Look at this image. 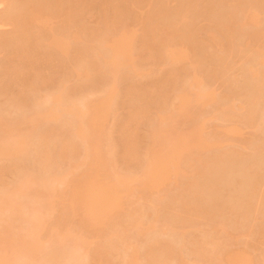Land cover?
<instances>
[{"label": "rangeland", "instance_id": "1", "mask_svg": "<svg viewBox=\"0 0 264 264\" xmlns=\"http://www.w3.org/2000/svg\"><path fill=\"white\" fill-rule=\"evenodd\" d=\"M2 2H0V17H2V19L0 18V20L1 21H3V22H1L0 21V61L1 62H3L2 61V59H7V58H5V57H7V55H8V53L10 52L12 55L13 54H15V51H16V54H17V49L19 48L18 46H20V45H18V39L16 38V36H18L17 34H19L17 31H16V33H14L15 32V30L13 31V30H11V28H15L16 29V27H17V25H16V27H15V24L14 23H12V20L13 19H11L10 21H11V23H10V21H6L7 19H9V18H7V16L9 17V15H10V18H14V16H17L18 15V17L20 18V16H19V14H17V13H20L21 12V9H22V11L24 10V12H25V10H27V8H28V6H29V8L31 7V6H33V7H35V9L33 8L32 9V7H31V10H33V11H35V10H37L36 9V7L37 6H39V8H41L40 7V5H43V8H45V7H48L49 8V10H50V7H51V10H50V12H51V16H52V19H51V21H50V24H53V23H55V22H57V20L59 21V17L58 16H60V15H62L61 13H63V16H64V14H65V12H68L69 14H73V13H76V12H72V11H74L76 8H77V5H78V3L77 4H75L74 2L76 1V0H70V2H72V3H70L69 2V0H59V5H57L56 7H55V2H52V1H54V0H49V2L47 3V0L45 1V0H30L31 1V3H30V1L29 0H27V1H24L23 0V2H22V0H15V1H11V0H7V2H6V0H1ZM4 1V2H3ZM9 1V2H8ZM37 1V2H36ZM40 1V2H39ZM42 1V2H41ZM44 1H45V3H44ZM56 1V3H58L57 2V0H55ZM82 1V0H81ZM80 0L78 1V2H80L79 4H81L82 2L83 3H86V6L87 7H91L92 6V8L91 9H93L92 11H91V14H89L88 15V18H85V19H88L87 21H88V23H89V27H93L94 28V30L95 29H101V27L104 29V30H106L107 28H109V32H110V30L112 31V27L114 26V28H115V30H116V27L115 26H118L117 28H119V26H122V25H120V24H125L124 25V27H125V29L127 30L128 29V32L130 33V34H132L131 36H133V39H132V41H134L135 39H138L137 40V42H138V44H137V42H131V43H134L133 45H130V46H132V48H131V50L132 51H130L129 53H132V54H129V55H127V57L128 56H130L131 58L132 57H134L132 60V63L134 64L136 61L135 60H137V62L138 61H140V62H144V63H146V64H142V63H135V65L137 64V65H139V66H141L142 67V69L144 70V69H146V68H148V67H146V65H151V66H149V68H151L152 67V69L154 70V68L153 67H156V69L153 71V72H155L154 74H155V77L156 76H159V79H158V77H154V79H157V80H155V82H154V79H152V80H147V81H145V79H143V82H146V83H144V87H145V85H146V87L143 89V88H140L139 86V88L137 87L136 89H134L135 88V85H130V83L132 84V82H134V80L135 79H133L132 78V82H130L131 81V79L129 78V76H130V74L126 71V75L124 76L125 78H126V76H127V74H128V78H129V81H128V83H127V80H123V81H120V80H118L117 79V81H119L117 84H118V86H116L117 87V96H119V98L116 100V98L114 99V102H116V101H118V106H115L114 104H113V109H111L112 111L114 110V108H115V111L114 112H117V113H114V114H118V115H114L113 117H115V119L116 120H114V122H115V124H113V122H112V124H113V126H112V128H114V131L117 129V128H119L118 130H116L115 132H114V134H112L113 132V129H109L108 130V132H110V130H111V132H110V135H111V137H113V142L115 143V144H117V142H115L116 141V139H114V137L116 136V138H117V141H119V139L120 140H123V141H126L125 140V138H127L128 136L126 135V137H124V138H122L123 136H125V134H126V132H128V131H126V127L128 126V128L131 126V129L130 130H133V128L134 127H136V132H138L137 134H135L134 133V136H137L136 138L137 139H139V140H141V138H142V145H143V143H146V139L144 140V138H146L147 137V135L146 134H152L151 132L154 130V139H155V137L157 138V136H158V140H159V142H158V140L156 141V142H158V145H159V143H160V145H161V142H163L164 141V137H165V135L164 134H167V132H168V128H165L166 127V124L167 123H171L173 120H174V124L172 125L173 127H170V128H172V130L169 128V130H171L172 132H174V130H175V132L174 133H178V131L180 132H182V130L183 131H185L184 133H187V134H189L188 136H191L192 134L188 131L190 128H192V126H194V123H195V125L198 123V125H197V128H199V129H197V131L195 130V128H194V130H195V132H196V134H195V136L197 135H199L202 131H203V133H202V135L204 134V136H202V138H204V137H206L205 138V140H208V138L210 139V140H212V142H213V140L214 141H216L217 143H215V142H213L214 144H212V142L210 141V140H208V141H210L211 142V145L208 143L207 144V146H208V148H204V150L202 149V147H200L199 149L197 148V149H195V148H193V146H195V145H190V146H192V150L191 151H189V156H188V154L185 152V154H187V157H186V155L185 154H182V155H184L185 157H186V159H185V157H182L183 159H185L184 161V166H182V164H181V167H184L183 168V171L184 172H182L181 174L180 173H178V171H177V175H175L174 177L177 179V180H179V182H177V181H175L176 179L173 177L172 178V176H171V178H169V179H171V181L168 179L165 183L166 184H162L161 186H165L164 188L163 187H161V189H158V191H160L161 190V193H162V196L164 197H162L160 200H161V203L160 204H158L157 202H160L158 199L160 198V197H158V196H156V197H158V198H156L157 199V201L155 200V198L154 199H152V200H154V204H153V207L151 208V199L148 201V199H146L145 198V200L146 201H142L143 199H141V201L140 200H138V198L140 199V197L141 196H139L138 194H137V196H138V198H137V196L135 195V196H132V195H125V194H123L122 196L123 197H121V199H119L120 201L119 202H121V204H122V206L124 205V207L126 206V208H120V209H117V210H120V212H121V214H123L124 215V213H125V215H126V211H129L130 210V212L132 213V214H138V212H140L141 211V213H139L138 215V217L137 218H141L142 220H140V222L142 221V222H144V220H145V218H147V216L148 217H150L151 215V217H154L153 215H155V214H157L158 213V216L159 217H157V215H156V217H157V219L155 218V222H156V220H157V222L156 223H159V220H160V223L158 224V225H155V227L152 229V230H150V231H148L147 230V232H145V233H141V234H143V236L142 235H136V233H134L135 232V227H137L138 226V222L137 223H135V225L133 224L134 223V216L132 217H130V219H132L131 221L133 222L132 224L134 225V226H132V228L130 229H128V227H127V229L125 230V229H123L124 231H127L125 234L126 235H128L130 232L133 234H129V235H131L130 237H129V235H128V237H126V240H127V238L129 239V238H131L132 239V241H134L135 240V242H137L136 244L138 245V246H136V247H134V245H133V243L131 244V243H128V244H131V245H133V247H134V249L135 248H137V251L139 250V253H137V255H138V257H142V258H139V259H141L140 261H137L136 260V263L137 264H140V263H144V264H151L150 263V261H151V259L148 261V259L150 258H148V251L149 252H151V249H152V252H153V250L156 248V246H158L159 247V245H162L161 246V250H159V251H161V252H159L158 250H157V248H156V250L160 253V257L162 256V257H166L165 255H167V256H169V257H166V258H168V260H170L171 262V264H174L178 259H180L181 258V256H182V258L181 259H183V260H181V262H178L177 264H203L202 262H205V263H209V264H217V261H221V260H224V258H223V256L225 257L226 255L228 256V254L226 253V252H224V251H226V249H227V247H229V248H231L232 247V249H231V251L232 250H234L235 252L233 253V254H235V255H239V253L238 252H242L241 253V255L242 256H244V258L246 259L247 258V260L246 261H248V259H249V261H248V263L250 262V264H264V190H263V187H264V111H263V109H264V64H262V62L263 61H261V64H260V62L258 61V55H259V53H264V49H263V51H261V52H259V53H256L255 55H254V53L255 52H257V50L260 48V47H262L263 45H264V36H263V33H262V36H260L261 35V31L260 30H262V27L264 26V0H93V2L91 3V1L92 0H90V1H88V4H87V2H84V1H86V0H84V1H82L81 2ZM12 2V3H11ZM22 2V3H21ZM40 3V5H36V4H34V3ZM53 4H52V3ZM3 3V4H2ZM9 3V4H8ZM13 3H14V5H15V7H13L14 5H13ZM26 3V4H25ZM28 3H29V5H28ZM46 3H47V5H46ZM63 3V4H62ZM82 3V4H83ZM7 4V5H6ZM21 4H22V6H21ZM31 4V5H30ZM49 4H51V5H49ZM64 4H65V6H64ZM68 4V5H67ZM76 6V8L74 9V5ZM81 4V5H82ZM90 4H91V6H90ZM13 5V6H12ZM19 5V6H18ZM36 5V6H35ZM72 5V6H71ZM85 5V4H84ZM58 6H59V8H58ZM64 6V7H63ZM68 6H69V8H68ZM12 7V8H11ZM20 7H21V9H20ZM22 7H24V8H22ZM27 7V8H26ZM53 7H54V10H55V13H52L53 11ZM63 7V8H62ZM80 7V6H79ZM84 7V6H83ZM38 8V7H37ZM38 8V9H39ZM48 8H47V11H48ZM57 8H58V10H57ZM81 8V7H80ZM86 8V7H85ZM84 8V9H85ZM104 8V9H103ZM6 9H7V11H6ZM20 9V11H18ZM66 9V10H65ZM71 9H72V11H71ZM84 9L83 8H81V9H76L77 11H78V13L79 12H83L84 11ZM9 10V11H8ZM12 10V11H11ZM14 10V11H13ZM42 10H45L46 11V9H42ZM61 10H63V11H61ZM80 10V11H79ZM83 10V11H82ZM28 11V10H27ZM26 11V12H27ZM70 11H71V13H70ZM242 11H243V13L245 12H248V13H246V14H248L247 16H249V15H251V14H249V13H252V12H254L253 14H254V16L253 15H251L250 17V19L248 20V21H246V22H244V15H243V13H242ZM16 12V13H15ZM25 12V13H26ZM49 12V11H48ZM49 12V13H50ZM115 12V13H114ZM5 13V14H4ZM10 13H12V14H10ZM59 13V14H58ZM67 13V14H68ZM9 14V15H8ZM20 14H24V13H20ZM57 15V16H53V15ZM33 15V14H32ZM111 15V16H110ZM243 15V16H242ZM13 16V17H12ZM51 16H50V18H51ZM69 16L70 15H68L67 17L69 18ZM114 16H116V17H114ZM183 16V17H182ZM246 16V15H245ZM37 17V16H36ZM35 17V18H36ZM54 17V18H53ZM87 17V16H86ZM141 17H142V19H141ZM151 17V18H150ZM5 18H7V19H5ZM16 18V17H15ZM14 18V19H15ZM49 17H47V19H48ZM49 18V19H50ZM55 18H57V20L55 21L54 19ZM59 18V19H58ZM110 18H112V19H110ZM146 18H147V20H146ZM243 18V19H242ZM18 19V18H17ZM32 19V18H31ZM34 19V18H33ZM33 19H32V21H33ZM47 19H45V20H47ZM61 19L63 20L64 19V17H61ZM239 19V20H238ZM16 20V19H15ZM62 20H60L59 22L61 23V26H62V24H63V22H61ZM241 20H243V23H242V21ZM245 20H247L246 19V17H245ZM14 21V20H13ZM31 21V20H30ZM31 21V26H33V27H35V26H38V28H39V25H35L34 26V24L33 23H35V22H32ZM35 21H38V19L36 18V20ZM47 21H49V20H47ZM53 21V22H52ZM65 21H67V19H65ZM111 21V22H110ZM146 21V22H145ZM171 21V22H170ZM237 21V22H236ZM7 22H9V23H7ZM16 22V21H15ZM58 22V23H59ZM113 22H119L118 23V25L117 24H115V23H113ZM151 22V23H150ZM168 22V23H167ZM173 22V23H172ZM6 23V24H5ZM17 23H18V21H17ZM16 23V24H17ZM58 23H56L57 24V26H59L60 25V23H59V25H58ZM85 23H87L86 21H85ZM87 23V24H88ZM112 23V24H111ZM5 24V25H4ZM13 24H14V26H13ZM35 24H37V23H35ZM44 24V23H43ZM86 24V26H88ZM115 24V25H114ZM144 24V25H143ZM223 24H224V26H223ZM234 24H235V27H234ZM10 25H11V27H10ZM46 25H47V22H46ZM45 25V26H46ZM48 25H49V23H48ZM64 25H65V23H64ZM91 25H93V26H91ZM105 25V26H104ZM111 25H113V26H111ZM149 27H148V26ZM228 27H227V26ZM229 25L231 26V27H229ZM45 26H44V28H45ZM51 26V25H50ZM50 26L47 28L46 27V29L47 30H49L50 29ZM56 25L55 26H53V27H55V29H56V27H57ZM165 26V27H164ZM42 27V25L40 26V28ZM107 27V28H106ZM123 27V28H124ZM127 27V28H126ZM169 27V28H168ZM173 27V28H172ZM222 27H226L225 29L224 28H222ZM35 28H37V27H35ZM37 28V29H38ZM106 28V29H105ZM113 28V29H114ZM122 28V27H121ZM168 28V29H167ZM235 30H234V29ZM42 29H43V27H42ZM42 29H39V30H42ZM46 29H43L44 31L43 32H45V33H48L47 32V30ZM53 29V28H52ZM54 29V30H55ZM232 29V30H231ZM17 30V29H16ZM91 30V29H90ZM93 30V29H92ZM103 30V31H104ZM174 30V31H173ZM225 32H224V31ZM227 30V31H226ZM11 31V33H9ZM96 31V30H95ZM102 31V32H103ZM169 31H173V32H169ZM192 31V32H191ZM223 31V32H222ZM229 31V32H228ZM231 31V32H230ZM260 31V34L258 33V32ZM263 31V30H262ZM94 32V31H93ZM101 32V31H100ZM100 32H98V33H100ZM108 32V33H109ZM222 32V33H221ZM44 33V34H45ZM68 33V32H67ZM97 33V32H96ZM106 33H107V30H106ZM111 33H114L113 31L111 32ZM210 33H215L214 35H215V37L218 35V38L221 40H219L221 43H215L214 41H211L212 43H214V45L211 43V44H209L210 43V41H209V39H208V37L210 36L209 34ZM16 35L15 37H14V35ZM49 34V33H48ZM101 34V33H100ZM99 34V35H100ZM110 34V33H109ZM109 34H107V35H109ZM175 34V35H174ZM188 34V35H187ZM190 34V35H189ZM232 34V35H231ZM257 34V35H256ZM8 35H10V36H8ZM13 35V36H12ZM67 35V34H66ZM68 35H70L69 33H68ZM102 35V34H101ZM100 35V36H101ZM103 35L105 36V31H104V33H103ZM171 35V36H170ZM209 35V36H208ZM223 35V36H222ZM227 35V36H226ZM3 36H4V39H3ZM7 36V37H6ZM12 36V37H11ZM95 36V35H94ZM144 36V37H143ZM179 36V37H178ZM182 38H181V37ZM208 36V37H207ZM257 36V37H256ZM1 37H2V39L3 40H5V41H3L2 39H1ZM6 37V38H5ZM11 37V38H10ZM173 37V38H172ZM222 37V38H221ZM223 37H224V39H223ZM230 37H231V39H230ZM14 38H16V40L14 39ZM18 38L19 39H21V37L20 36H18ZM172 40H171V39ZM13 39V40H12ZM178 39V41H176ZM183 39V40H182ZM187 39V40H186ZM227 39V40H226ZM230 39V40H229ZM246 39V40H245ZM250 39V40H249ZM10 40V41H9ZM13 41V43H11L12 41ZM88 40V39H87ZM86 40V41H87ZM171 40V41H170ZM216 40H218V39H216ZM215 40V41H216ZM224 42H223V41ZM3 41V42H2ZM17 43H16V42ZM143 41H145V42H143ZM218 41V42H219ZM245 41V42H244ZM15 42V43H14ZM20 42V41H19ZM87 42H89V41H87ZM167 42H168V44H167ZM186 42V43H185ZM209 42V43H208ZM217 42V41H216ZM244 42V43H243ZM246 42L249 44V45H251V47L254 49V47H257L256 49H252L253 51H251V47H247L246 46ZM252 42V43H251ZM182 44V46L180 45V47L182 48L183 47V49L184 48H186V46H187V48L186 49H184L185 50V56H187L186 58H185V56H183L181 59H178V62H176L175 64L173 63V65H171L170 63H169V61H163L162 62V60L164 59L165 60V58H163V54H165V53H163L162 51H164L165 50V48L164 47H166V46H169L170 48H171V50H173L176 46H175V44ZM224 43H225V45H224ZM251 43V44H250ZM11 44H13L12 46H9V45H11ZM17 44V45H16ZM171 44V45H170ZM215 44H218V45H220L221 44V46L223 47H221V46H215ZM223 44V45H222ZM247 44V45H248ZM161 45V46H160ZM175 47H174V46ZM17 46V49H15L14 47H16ZM163 46V47H162ZM171 46H173V48L171 47ZM189 46V47H188ZM211 46V47H210ZM239 46V47H238ZM244 46H246L247 47V50H246V48L244 47ZM8 47V48H7ZM150 47V48H149ZM169 47H167L166 49V51H168L170 48ZM178 47H179V45H178ZM242 47V48H241ZM5 48V49H4ZM12 48H13V50H12ZM130 48V47H129ZM149 48V49H148ZM154 48V49H153ZM159 48H161V49H159ZM169 48V49H168ZM189 48V49H188ZM219 48V49H218ZM222 48V49H221ZM225 48V49H224ZM241 48V49H240ZM244 48V49H243ZM263 48V47H262ZM156 49V50H155ZM229 49H230V51H229ZM15 50V51H14ZM19 50V49H18ZM188 50V51H187ZM219 50V51H218ZM243 50H245L246 52H244ZM260 50V49H259ZM262 50V49H261ZM127 51V50H126ZM128 51H129V49H128ZM193 51V52H192ZM158 52V53H157ZM73 53V52H72ZM75 53V52H74ZM73 53V54H74ZM187 53H189V55L187 54ZM243 53V54H242ZM245 53V54H244ZM261 53V54H262ZM15 54V55H16ZM159 54V55H158ZM163 55V56H161L162 57V60H161V57H160V55ZM187 54V55H186ZM252 54V55H251ZM75 55V54H74ZM4 56V57H3ZM11 56V55H10ZM155 56V58H153ZM220 56V57H219ZM253 56H254V58H253ZM261 56V55H260ZM264 56V55H263ZM3 57V58H2ZM19 57V56H18ZM215 57V58H214ZM2 58V59H1ZM21 58V57H20ZM126 58V57H125ZM191 58V59H190ZM253 60H252V59ZM261 58H264V57H261ZM130 58L128 57V59L127 60H129ZM155 59V60H154ZM222 59V60H221ZM255 59V60H254ZM17 61H18V63L22 66V64L20 63V61L18 60V58L16 59ZM23 60H24V63L25 62H28L27 60L28 59H26V58H23ZM26 60V61H25ZM126 60V61H127ZM131 60V59H130ZM159 60V61H158ZM224 60V61H223ZM259 60H260V58H259ZM264 60V59H263ZM149 61V62H148ZM157 61H158V63H157ZM226 61V62H225ZM252 61V62H251ZM8 63H10L9 61H7ZM15 62V61H14ZM29 62H31V61H29ZM29 62H28V64H29ZM128 62V61H127ZM130 62V61H129ZM157 64H156V63ZM195 62V63H194ZM250 62V63H249ZM254 62V63H253ZM3 63H5L6 64V62H3ZM32 64H34L35 65V63L32 61L31 62ZM30 63V64H31ZM162 63V64H161ZM189 63H190V66H189ZM249 63V64H248ZM264 63V62H263ZM0 64H2V63H0ZM11 64V63H10ZM15 64V63H14ZM28 64H26L25 65V67L28 65ZM29 64V65H30ZM32 64H31V66H30V68L32 67ZM49 64V63H48ZM48 64H46L45 66V69L48 67V69H46V70H43L42 72L43 73H45V71H46V74L49 72V67H51L50 65L48 66ZM165 64V65H164ZM193 64V65H192ZM195 64H196V66H195ZM229 64V65H228ZM3 65V64H2ZM12 65V64H11ZM28 65V66H29ZM145 65V66H144ZM153 65V66H152ZM156 65V66H155ZM166 65H168V66H166ZM177 65V66H176ZM229 67H228V66ZM255 65V66H254ZM6 66H8V64H6ZM5 66V67H6ZM12 66H14V65H12ZM28 66H27V69H30V68H28ZM160 67V68H158V67ZM250 66H252V68L254 69L253 71H254V73L256 72L255 70H257V72L259 73V72H261V73H257L258 74V78L256 77V76H251V73L250 72H248V70L249 69H251L250 68ZM9 67V66H8ZM22 67H24V66H22ZM162 67V68H161ZM166 67L167 68H169V67H172L173 69L171 70V71H174V72H172V74H173V79L175 80V82L173 81V82H171L173 79L171 78V76L170 75H172V74H169V72L171 73V71H169V72H167L169 69H166ZM177 67H179V68H177ZM192 67V68H191ZM195 67V68H194ZM4 68V67H3ZM3 68H2V70H3ZM7 68V67H6ZM13 68V67H12ZM35 67H32L31 69H33V71H36L35 69H34ZM52 68V67H51ZM59 68L60 67H58L57 69H54V68H52V70H50L51 71V73H50V75L48 74V75H46L50 80H49V83H50V81H55V79L56 80H58V77H61V72H62V70H61V68H60V70L61 71H59ZM158 68V69H157ZM164 68V69H163ZM246 68V69H245ZM256 68V69H255ZM54 69V70H53ZM141 69V70H142ZM162 70L161 71V73L163 74V73H165L166 74V77L164 76V74H163V76H162V74H160L162 77H163V79H162V77L160 76V75H157V74H159V70ZM194 71H196V72H193V70ZM1 70V65H0V72L2 71ZM7 69H5V71H6ZM12 70V69H11ZM24 71H25V69H23ZM48 70V71H47ZM56 70V71H55ZM142 70V71H143ZM147 70V72H150V71H148V69H146ZM167 70V71H166ZM180 70V71H179ZM185 70H188V72L187 71H185ZM4 71V72H5ZM13 71H14V69H13ZM12 71V72H13ZM27 71V70H26ZM40 71V70H39ZM55 71V72H54ZM58 71L60 72L59 74H58ZM63 71H64V69H63ZM72 71V70H71ZM165 71V72H164ZM180 73H179V72ZM183 71V72H182ZM192 71L193 73H195L197 76H198V78H200L199 76L201 75V77L204 79V81H203V79H202V81H199V85L198 86H200V87H202L203 86V88H204V85H205V87H208L207 88V90L209 91L208 93L210 94V92H211V94H210V98H212V96L214 95L215 96V98H214V100H212V102L208 99V101H205L206 100V97H204V98H199L198 99V97H197V94H199L198 96H201V97H203V95L202 94H204L205 93V91H207L206 90V88H204L205 89V91L201 94V92H200V90H199V92L198 93H196V91H195V95H194V91L192 90L191 92H193V94H190L191 95V98H193L194 99V97H192V96H196V100H193V99H191L192 100V102L191 103H189L188 104V106L187 105H185V106H187L188 107V111H189V115L188 114H185L184 112L186 111V109H187V107H186V109H183V110H185L184 112H183V114L185 115V117L183 116V114H182V116L181 115H179V113H177L176 115H179L180 117V119L178 118V116H176V118L178 119H173V120H171L173 117H171V119H170V121L168 122H165V123H163L164 121H160V122H158V123H156L157 121V116H156V114H158V117L159 118H162V119H165V118H163L162 117V115H160L159 113H162V112H160V111H162V109L163 110H165V109H169V108H165V106H164V104L167 106L168 104V102H169V100L170 99H172L171 97H173V95L176 93V92H174V91H176L175 89H177L176 88V85L180 82V81H176V77H178L177 76V74L178 75H180L181 73H183V74H181L183 77L184 76H190L189 74H190V72ZM252 71V72H253ZM11 72V73H12ZM27 72H32V70H28ZM41 72V71H40ZM52 72H53V74H52ZM67 72V71H66ZM145 72V71H144ZM156 72H158V73H156ZM176 72H178V73H176ZM191 72V73H192ZM34 73H37V72H34ZM62 73H64V72H62ZM67 73H69V72H67ZM71 73L73 74V72H70V76H68L67 75V77H72L73 79H71V78H68V80H63L64 79V77H66L65 76V74L63 75L62 74V77H63V79H62V81H66L65 83H62V85L64 84V86H65V88L67 87V85H68V89L66 90V92L67 91H69V92H67V93H70V91L74 88H77L78 86H76V84L75 83H77L76 81H75V76H73V75H71ZM146 73V72H145ZM167 73L169 74L168 76H167ZM174 73H176V76H175V74ZM200 74V75H198V74ZM254 73H252V74H254ZM1 74L3 75L4 73L3 72H1ZM7 74H8V72H7ZM31 74H33V73H31ZM31 74L30 73H25V74H23L24 75V77L25 78H27L25 75H27L30 79L32 78V80H34V78H33V76H31ZM41 76L42 75H44V74H42V73H39ZM52 74V75H51ZM154 74H151V76H149L150 77V79H151V77H153L154 76ZM11 76H13L12 74H10ZM10 75L8 76L7 75V77H10ZM31 77H30V76ZM35 75V74H34ZM38 75V74H37ZM39 75V76H40ZM56 75V76H55ZM109 75V74H108ZM107 75V76H108ZM146 75V74H145ZM148 75V74H147ZM153 75V76H152ZM180 75V76H181ZM39 76H35V77H37L38 79H40L41 78V76H40V78H39ZM52 76H54L53 78H52ZM123 76H122V79H123ZM144 76V75H143ZM170 76V77H169ZM174 76H175V78H174ZM2 77V76H1ZM0 77V78H1ZM5 77V76H4ZM4 77H3V79L1 78L0 79V81H2L1 83L3 84V82H4V80H6V78L4 79ZM61 77V78H62ZM109 77H110V75H109ZM109 77H107V80L109 79H111L112 78V76L109 78ZM130 77H132V76H130ZM145 77V76H144ZM183 77H181V82H182V80H183ZM24 78V79H25ZM29 78H27V79H29ZM36 78V79H37ZM143 78V77H142ZM146 78H148V76L146 77ZM168 78H169V80H171V81H169L168 80ZM8 79V78H7ZM29 79V80H30ZM66 79V78H65ZM70 79V80H69ZM113 79V78H112ZM120 79V78H119ZM127 79V78H126ZM167 79V81H165V80ZM184 79H186V78H184ZM188 80H190L191 78H187ZM186 79V80H187ZM259 79V80H258ZM9 81L11 80V79H8ZM8 80H6V81H8ZM31 80V83H33V84H31L33 87L35 86V88L37 87V85H38V89L35 91L34 89H33V87L31 86H29V89L31 88V90L33 89L34 91L33 92H35V93H37V94H39V91L38 90H40L41 88H39V86H41V85H39V80L37 81H35L34 80V82ZM108 80V81H109ZM163 80V81H162ZM262 80V81H261ZM21 81V80H20ZM24 81H26V80H24ZM98 81V83L95 85L94 83H92L94 86H93V88L94 87H98L100 90L102 89V86L101 85H99L100 84V82L102 83L103 81L101 80L100 82H99V80H97ZM136 81L138 82V80L136 79ZM160 81V82H159ZM165 81V82H164ZM169 81V82H168ZM261 83H260V82ZM22 83L21 84H24L25 82H23V81H21ZM120 82H122V83H120ZM125 82H126V84H125ZM137 82H134V84H136ZM148 82H150V83H148ZM154 82V83H153ZM167 82V83H166ZM177 82V83H176ZM188 82V81H187ZM187 82H185L186 84H188V85H190L189 83H187ZM189 82H191V84H192V80L191 81H189ZM201 82H203L204 83V85H200V83ZM206 82V83H205ZM40 83H41V80H40ZM48 83V82H47ZM52 83V82H51ZM172 83V84H171ZM174 83H176V85L174 84ZM202 83V84H203ZM1 84V85H2ZM17 84H19L20 85V83H16L15 82V85L14 86H16V88L13 86V88H15V90L14 89H12V90H8L9 92H11V91H16L17 92V88L19 87V85H18V87H17ZM26 84H28V82L26 83ZM30 84V83H29ZM35 84V85H34ZM37 84V85H36ZM75 84V85H74ZM78 84H79V81H78ZM91 84V85H92ZM104 84V83H103ZM148 84V85H147ZM183 84V82L181 83V85ZM0 85V86H1ZM73 85V86H72ZM91 85H89L88 87L87 86H85V88H86V90H88V88H91L92 89V87H91ZM120 85V86H119ZM152 85V86H151ZM154 85V86H153ZM157 85V86H156ZM159 85V86H158ZM166 85H168L167 87H166ZM179 85V84H178ZM181 85H180V87H181ZM185 85V84H184ZM186 86V87H188V90H190L189 88V86ZM28 85H26L25 87H27ZM43 86V85H42ZM70 86V87H69ZM80 86H81V84H80ZM143 86V85H142ZM141 86V87H142ZM147 86H149V87H147ZM183 86V85H182ZM184 86V87H185ZM192 86V85H191ZM198 86H197V89H198ZM21 87V86H20ZM25 87H23V88H25ZM121 87V88H120ZM161 87V88H160ZM173 88V90H171L170 88ZM185 87V88H186ZM192 87H195V85H193ZM258 87H260V88H258ZM83 89H84V86L82 87ZM132 90L131 92H130V89ZM155 88V89H154ZM179 88V87H178ZM19 90H20V88H18ZM21 89H22V87H21ZM25 89H27V88H25ZM25 89H23V90H25ZM71 89V90H70ZM73 89V90H74ZM91 89H89V90H91ZM146 89H148V90H146ZM164 89V90H163ZM193 89H195V88H193ZM201 89V88H200ZM257 89V90H256ZM18 90V91H19ZM31 90H29V91H31ZM78 90V89H77ZM82 90V89H81ZM85 90V89H84ZM84 90H83V92H84ZM86 90H85V92H86ZM88 90V91H89ZM93 90V89H92ZM124 90V91H123ZM133 90L135 91V93L133 92ZM138 90V91H137ZM202 90V89H201ZM7 91V90H6ZM22 91V90H21ZM79 91H80V89H79ZM78 91V92H79ZM97 91V90H96ZM95 91V94L96 93H98V92H96ZM161 91H163V93H161ZM166 91V92H165ZM171 91V92H170ZM258 91V92H257ZM32 92V93H33ZM77 92V93H78ZM82 92V93H83ZM94 92V91H93ZM119 92L121 93V94H119ZM146 92V93H145ZM174 92V93H173ZM190 92V91H189ZM190 92V93H191ZM3 93V92H2ZM5 93H7V92H5ZM21 93V92H20ZM32 93H30V94H32ZM35 93H33L32 95H34ZM71 93H73V92H71ZM79 93H81V91L79 92ZM78 93V94H79ZM99 93H101V92H99ZM123 93H124V95H123ZM128 93H129V95H128ZM166 95H165V94ZM207 92L205 93V95L207 96V94H208ZM11 94V93H10ZM12 94H13V92H12ZM25 94H27V92H25ZM29 94V92H28V94L27 95H30ZM77 94V95H78ZM87 94H91V95H87ZM86 94V96H87V98L89 97V96H95L92 92L90 93V92H88ZM137 94V95H136ZM201 94V95H200ZM209 94H208V96H209ZM253 94V95H252ZM1 96H0V119H2L3 118V120H5L7 123H10V121L13 123L14 121H12V120H18L19 119V122H20V118L22 117V116H24L23 114H24V112L25 113H27L26 114V116L28 115V113L30 114V113H34V112H31V110H29V107H30V105H29V103L31 104V98H29L28 100H26V102H29V103H27L28 104V110L27 109H25V105H27V104H25L24 106H22L21 105V102H22V104L23 103H25L23 100L21 101V98H20V101L19 102H17V100H14L13 99V96L11 97V96H7L8 97V99H7V97H6V94H5V96H4V94H0ZM13 95H15V94H13ZM18 95H19V93H18ZM23 95V94H22ZM26 95V96H27ZM36 95V94H35ZM34 95V96H35ZM85 95V94H84ZM84 95H83V99H85L84 98ZM123 95V96H122ZM133 97H132V96ZM153 95H154V97H153ZM162 95V96H161ZM204 95V96H205ZM242 95H243V97H242ZM250 95H252V96H254L253 97V100H252V96H250ZM16 96H17V94H16ZM25 96V95H24ZM79 96H81V94L79 95ZM145 96V98H143ZM152 96V97H151ZM164 96H165V99H168V100H165V99H161V97H163L164 98ZM169 96V97H168ZM22 97V96H21ZM27 97H29V96H27ZM31 97V96H30ZM97 97V96H96ZM126 97V98H125ZM130 97V98H129ZM134 97H136V98H134ZM139 97V98H138ZM167 97V98H166ZM256 97H257V99H256ZM3 98V99H2ZM9 98H11V100L9 99ZM23 98V97H22ZM33 98V97H32ZM77 98V97H76ZM82 98V97H81ZM139 100H138V99ZM158 98V99H157ZM15 99H18V98H15ZM24 99V98H23ZM83 99H81V101L83 100ZM92 99H93V97H92ZM123 99H124V103H123ZM129 99V100H128ZM144 101H143V100ZM173 99H174V97H173ZM172 99V100H173ZM203 99V101L205 102V103H203V101H201ZM213 99V98H212ZM3 100V101H2ZM16 101V102H14V101ZM127 102H126V101ZM147 100V101H146ZM250 100V101H249ZM257 100V101H256ZM11 101H12V103H11ZM78 102V100H77V102L78 103H83L84 102V100H83V102ZM134 103H132V102ZM141 101H143V102H141ZM151 101V103L149 104V103H147V102H150ZM173 101H175V100H173ZM172 101V103H170V104H173L174 102ZM197 102V103H193V102ZM214 101V102H213ZM249 101V102H248ZM254 101H256V102H254ZM119 102H121V103H119ZM130 102V103H129ZM154 102V103H153ZM166 102V103H165ZM202 102V104H200ZM259 102V103H258ZM16 103H18L19 105H17ZM176 103V102H175ZM231 103H232V108L230 107V105H231ZM250 103V104H249ZM123 104V105H122ZM136 104V105H135ZM140 104V105H139ZM156 104H157V106H156ZM161 104V105H160ZM191 104V105H190ZM253 104V105H252ZM255 104V105H254ZM21 105V106H20ZM119 105H120V107H119ZM142 105H144V108L143 107H141ZM150 105V106H149ZM154 107H152V106ZM163 105V106H162ZM262 105V106H261ZM34 106V105H33ZM30 107V109H33L34 110V107ZM128 106H129V108H128ZM139 108H138V107ZM192 106V107H191ZM141 107V108H140ZM169 107V106H168ZM263 107V108H262ZM61 107H59V109H60ZM139 110H138V109ZM165 108V109H164ZM260 108H262V110H261V113H260ZM59 109H57V110H59ZM129 109V110H128ZM136 109V110H135ZM141 109H144V111H145V113H144V111H143V115H139V117H141L140 119L138 118V115L137 114H141ZM147 111H146V110ZM191 109V110H190ZM252 109V110H251ZM2 110V111H1ZM27 110V111H26ZM32 110V111H33ZM138 110V111H137ZM22 111V112H21ZM24 111V112H23ZM60 111V110H59ZM127 111V112H126ZM130 111V112H129ZM134 111L136 112V113H134ZM140 111V112H139ZM159 111V112H158ZM187 111V112H188ZM192 112V115H193V118L191 117L192 115H191V112ZM139 112V113H138ZM21 115H20V114ZM59 113H61V115H63L65 112H59ZM130 113H132V114H130ZM152 113H154V114H152ZM258 113V114H257ZM110 114H112V113H110ZM110 114H108V117L110 118ZM125 114H126V118H124L123 119V117H125ZM164 114V113H163ZM175 114V113H174ZM230 114H234V115H230ZM67 116V113L66 114H64V116ZM129 115H130V117H129ZM137 115V116H136ZM173 115V114H172ZM187 115V116H186ZM191 115V116H190ZM261 115V116H260ZM29 116H31V115H29ZM33 116V115H32ZM121 116V117H120ZM133 116L134 117H137L136 119H137V122H138V120L140 121L138 124H139V126L137 125V122L134 120V118H133ZM143 116V117H142ZM154 116V117H153ZM167 117V115H164V117ZM175 116V115H174ZM233 116H235V119L234 118H232ZM258 116H259V118H258ZM2 117V118H1ZM63 117V116H62ZM62 117H60V118H62ZM67 117H69V116H67ZM107 117V118H108ZM112 117V118H113ZM119 117H120V119L122 120H120L119 119ZM148 117V118H147ZM190 119H189V118ZM16 118V119H15ZM60 118H59V121H60ZM63 118H65V117H63ZM71 118V117H70ZM108 118V119H109ZM112 118H110V121H111V119ZM129 118V119H128ZM143 118V119H142ZM158 118V119H159ZM187 118H188V120H187ZM7 119V120H6ZM22 119V118H21ZM24 119V118H23ZM22 119V120H23ZM69 119V118H68ZM107 119V125H105V130H107V126H108V122H109V120ZM118 119H119V121H120V124H119V121H118ZM130 119H131V122H130ZM145 119V120H144ZM161 119V120H162ZM198 119V120H197ZM2 120V121H3ZM25 120V119H24ZM58 120V119H57ZM66 120V119H65ZM106 120V119H105ZM134 120V121H133ZM155 120V121H154ZM167 120V119H166ZM175 120H177V121H175ZM179 120L181 121V122H179ZM185 120V121H184ZM1 121V123H3ZM9 121V122H8ZM40 121V124H37V126H36V128H35V122H36V120H35V122L34 123H32V125H33V127H34V131L35 132H33L34 134H32V132H30V134H32V136H34L35 138H36V136H40V134L42 135V133H44V135H45V133L47 134V135H49L48 136V138H46V139H51L52 137H53V134H58L59 132H57L58 130H60L59 128H62L63 127V125H64V123H63V125H60V123L61 122H63V121H61V122H59V121H56V124L58 125V123H59V128H57L56 127V130L54 129V131L56 132H54V131H52V129L53 128H55V127H53V123H55V120L53 121V125H52V128H50V126H51V123H50V121L49 122H47V120L45 121H43V122H45V124H49L50 126H48V125H45V124H43L42 123V119H38V122ZM118 121V122H117ZM134 123H133V122ZM149 121H151V123L149 122ZM184 121V122H183ZM196 121V122H195ZM5 122V123H6ZM18 122V121H17ZM22 122H25V121H22ZM121 122H122V125H124L125 124V128L124 127H121ZM125 122V123H124ZM127 122V123H126ZM135 122H136V125H134L135 124ZM177 122V123H176ZM179 122V123H178ZM200 122V123H199ZM6 123V124H7ZM26 123V122H25ZM22 124L23 125V127L21 126V124H18V126H21L20 127V131L21 132H28L27 131V128H28V126H26V124ZM68 123V125H69V123H72V120L69 122H66L65 123V125H64V127L66 126L67 127V124ZM106 123V122H105ZM111 123V122H110ZM109 123V124H110ZM116 123H118V124H116ZM159 123H162V124H165V127H163L164 125H159ZM62 124V123H61ZM130 124V125H129ZM147 124V125H146ZM154 124H157L156 126H157V128H154V127H151V126H153ZM182 124H183V126H182ZM186 124V125H185ZM16 125V128H18V126H17V124H15ZM15 125L13 124V126L15 127ZM32 125H31V128H32ZM115 125H116V127H115ZM118 125V126H117ZM132 125L134 126V127H132ZM160 127H159V126ZM188 125V126H187ZM200 125V126H199ZM230 125H233V126H235V127H237L235 130H232L233 132H231V130H228L229 128H227V127H229ZM24 126H26V127H24ZM56 126V125H55ZM111 126V125H110ZM109 126V127H110ZM138 126V127H137ZM147 126H150V127H147ZM199 126V127H198ZM232 126V127H233ZM40 127V128H39ZM42 127V128H41ZM48 127V128H47ZM147 127V128H146ZM163 127V128H162ZM168 127V126H167ZM178 127H183V128H178ZM26 128V130H24V131H22V129H25ZM38 128V129H37ZM71 128V127H70ZM116 128V129H115ZM121 128V129H120ZM128 128H127V130H128ZM137 128L138 129H141V130H137ZM146 128V129H145ZM149 128H154L153 130L152 129H149ZM158 128L160 129L159 131L160 132H156L155 133V131H158ZM188 130H187V129ZM1 129V128H0ZM19 129V128H18ZM28 129H30V127L28 128ZM33 129V128H32ZM36 129H37V131H36ZM47 129V131H45ZM64 129V128H63ZM67 129H69V127H67ZM66 128L64 129V131L66 130V131H68ZM124 129H125V132H124V134L122 133V130L124 131ZM135 129V128H134ZM148 129H149V131H148ZM181 129V130H180ZM231 129V128H230ZM238 129V130H237ZM31 130V129H30ZM39 130V131H38ZM42 130V131H41ZM49 130V131H48ZM146 130V131H145ZM192 130H193V128H192ZM228 130V131H227ZM64 131H62V133L64 132ZM40 132V133H39ZM42 132V133H41ZM47 132H53V134L51 135V133L50 134H48ZM133 132H135L134 130H133ZM164 132V133H163ZM166 132V133H165ZM61 133V134H62ZM159 133L161 134L160 136H159ZM183 133V132H182ZM0 134H1V131H0ZM28 134V133H27ZM38 134V135H37ZM60 134V133H59ZM60 134V136L62 137L63 135H61ZM63 134H65V133H63ZM109 134V133H108ZM127 134H129V133H127ZM144 134V135H143ZM155 134H156V136H155ZM168 134H169V132H168ZM179 134V133H178ZM177 134V135H178ZM181 134V133H180ZM121 136V138H120V136ZM185 135V134H184ZM27 136H29V135H27ZM31 136V135H30ZM29 136V138L31 139V143H32V140H33V138L34 137H30ZM58 136V135H57ZM56 135H55V137H53L54 139L57 137ZM65 136H68V137H66V138H69V139H71V135H70V137H69V133H66V135ZM118 136H119V138H118ZM139 136H142L141 138H138ZM150 136V135H149ZM171 136V135H170ZM181 136V135H180ZM187 136V138H189ZM192 136H194V134L192 135ZM200 136V135H199ZM41 137V136H40ZM59 137V136H58ZM58 137H57V139H56V141L53 139H51L52 141H54V142H57L58 143ZM60 137V138H61ZM64 137V136H63ZM176 136H174V138H175ZM201 137V136H200ZM213 137V138H212ZM136 138H134V139H136ZM163 140V141H161V139ZM167 138V137H166ZM179 138V137H178ZM196 138H198V137H196ZM30 139H29V142H30ZM42 140H44L45 139V136H44V139L43 138H41ZM46 139H45V141H46ZM75 140L77 139V138H74ZM148 139V138H147ZM154 139H152V140H154ZM172 139H173V137H172ZM171 139V140H172ZM64 141H65V139H63ZM71 140H73V139H71ZM112 140V139H111ZM176 140V139H175ZM193 140L195 141V139H194V137H193ZM204 140V141H205ZM36 143H35V142ZM33 141V145L34 144H37L36 145V147H34V146H32L31 144H30V146L33 148H35V150H33V151H35L36 152V150L37 151H39L40 150V148H45L46 149V145H45V147L43 146V145H41V144H44V143H41L40 144V141H39V139H35ZM49 141L50 140H48L47 142L49 143ZM52 141H50V144H51V142ZM61 143L63 142L62 141V138H61V140H59ZM79 141V143L81 142L80 140H78ZM138 141V140H137ZM144 141V142H143ZM149 141H151L150 139H149ZM149 141H148V143H149ZM161 141V142H160ZM187 141H192V138H190V139H188ZM38 142H39V144H38ZM44 142V141H43ZM59 142V143H60ZM69 142V141H68ZM77 141H75L74 142V145H75V143H76ZM127 142V141H126ZM125 142V143H126ZM151 142H154L155 143V141H151ZM150 142V143H151ZM165 142V141H164ZM164 142L162 143L163 145H164ZM177 142V141H176ZM193 142V141H192ZM192 142H189V143H191L192 144ZM206 142V141H205ZM57 143H56V145H57ZM58 143V144H59ZM60 143V144H61ZM84 143V142H83ZM119 143H121V142H119ZM128 143V142H127ZM147 143V145H149ZM153 143V144H154ZM207 143V142H206ZM49 144V146H50V148L51 147H53V145L51 146ZM63 144V143H62ZM134 144H135V142H134ZM133 144V145H134ZM136 144H140V142L138 143H136ZM153 144H152V146H153ZM39 145H41V146H39ZM54 145H55V143H54ZM69 145V144H68ZM79 144H76V146H74L73 147V144H72V147L74 148V149H70V150H72L73 152H75V151H77V154L79 155H77L76 157L77 158H79V159H82V158H80L83 154L82 153H84L81 149H83L84 150V147L83 148H81L80 149V147H82V146H78ZM81 145V144H80ZM123 145H125L124 144V142H123ZM144 145H146V144H144ZM143 145V147H145ZM155 145H156V143H155ZM206 145V144H205ZM204 145V146H205ZM39 146V147H38ZM43 146V147H42ZM47 146H48V144H47ZM63 145H61V147H62ZM84 146V145H83ZM118 146V145H117ZM137 146V145H136ZM151 146V145H150ZM150 146H147V147H149L150 148ZM151 146V147H152ZM55 148L56 147H58V145L57 146H54ZM53 147V148H54ZM71 147V148H72ZM122 147V146H121ZM124 147V146H123ZM125 147L127 148V144L125 145ZM130 147V146H129ZM139 147H141V145L139 146ZM138 147V148H139ZM146 147V148H147ZM154 147H156V146H154ZM163 147H165V146H163ZM163 147H161L162 149H164ZM39 148V149H38ZM48 148V147H47ZM68 148V147H67ZM131 150H132V145H131ZM133 148H135V146L133 147ZM137 148V147H136ZM135 148V149H136ZM137 148V149H138ZM160 148V146H158L157 148H154V150L155 151H157V149L158 150H160L159 149ZM49 149V148H48ZM46 149V151H49L50 153H51V150H54L53 152V155L52 156H50L51 157V159L48 161V162H50V163H54V159L55 158H57V156L55 155V149ZM60 149V147H58L57 148V151H56V154L57 155H62L61 157L62 158H59V159H55L56 161H60V163H61V161H62V163L60 164V163H54L53 165H54V168L56 169L57 167H55V165L57 166V164L58 165H62L63 164V162L64 161H66L67 159H63V158H65V157H67V156H65V155H67V154H64V153H68V151L67 150H64L63 148H62V151L60 152V151H58ZM117 149V151H118V149L120 150L121 148H120V146H118V148H116ZM124 149V148H123ZM134 149V150H135ZM136 149V150H137ZM141 150H139V152L141 153L142 152V148H140ZM161 149V150H162ZM32 149L31 148H29V151L30 152H32L31 151ZM63 150L64 151H66V152H64V153H62L63 152ZM69 150V151H70ZM81 150V151H80ZM130 151V149H124V154H126V152L127 151ZM137 150V151H138ZM143 150H144V148H143ZM149 150V149H148ZM148 150H147V152H148ZM188 150H190V149H188ZM187 150V151H188ZM28 151V152H29ZM41 151V150H40ZM116 151V152H117ZM121 151V150H120ZM128 151V152H129ZM133 151V150H132ZM131 151V152H132ZM136 151V152H137ZM163 151V150H162ZM185 151V150H184ZM195 151V152H194ZM209 153H208V152ZM28 152H27V154H28ZM42 152V151H41ZM44 152H45V150H44ZM44 152H42V153H44ZM58 152V153H57ZM71 153V154H75V153ZM138 152V153H139ZM152 152V151H151ZM197 152V153H196ZM46 153V152H45ZM59 153H61V154H59ZM80 153H81V155H80ZM117 153H119V152H117ZM139 153V154H140ZM148 153H150V150H149V152ZM153 153V152H152ZM151 153V154H152ZM161 153V151L159 152V154ZM26 154V155H27ZM30 154V164H26V161L24 162L23 160H25V159H23L22 161L24 162V165H22L21 163H19V161H17L19 164H21V167L19 166V169L20 168H22V166L24 167L25 165V167L23 168V169H25L27 166H30V168H35V170L38 172V174H41V171H43V172H47V171H49L48 169H50L51 167H49L48 165L46 166V165H44V167H43V164H42V166H41V169H40V165L38 166L39 168H37V166H35V167H33L32 165L34 164V163H31V161L33 162V157L31 158V156H34L35 154L33 153L32 155H31V153H29ZM28 154V155H29ZM37 154H39L38 152H37ZM71 154H68V156H70ZM123 154V153H122ZM122 154H120V156L122 155ZM129 154V156H126V159H127V157H129L130 159L132 158V156H130V154H132V153H128ZM150 154V155H151ZM157 154V153H156ZM28 155H27V157H26V160L28 159ZM40 156H41V154H39ZM55 155V158L53 157ZM85 155V154H84ZM83 155V156H84ZM149 155V154H148ZM154 155V154H153ZM196 155H197V157H196ZM212 155V156H211ZM37 156V155H36ZM43 156V155H42ZM63 156H65V157H63ZM71 156H73V155H71ZM82 156V157H83ZM114 156H117V154L116 155H114ZM113 156V157H114ZM125 156V155H124ZM152 156V155H151ZM155 156V155H154ZM194 156V157H193ZM229 156V157H228ZM35 157V156H34ZM38 157V156H37ZM85 157V160H86V156H84ZM112 157V156H111ZM110 157V158H111ZM119 157V156H118ZM117 157V158H118ZM123 157V156H122ZM192 157V158H191ZM196 157V158H195ZM226 157H227V159H226ZM22 158H24V155H23V157ZM41 158V157H40ZM40 158H38L37 160L39 161L40 160ZM52 158H53V161H51L52 160ZM68 159H69V157H67ZM74 158V156L71 158V160ZM77 158H75V159H73V160H77ZM102 158H104V156L102 157ZM107 158H109L108 156H107ZM107 158L105 157L103 160L105 161H107ZM117 158H115L117 161H119ZM128 158V159H129ZM195 158V159H194ZM215 158V159H214ZM1 159V158H0ZM3 159V158H2ZM61 159V160H60ZM63 159V160H62ZM111 159H113L114 160V158H111ZM110 159V160H111ZM120 159V158H119ZM124 159V158H123ZM126 159H124V160H122V159H120V162L122 163V162H124L125 164H126ZM127 159V160H128ZM130 159L128 160V162L130 161ZM183 159H182V161H183ZM189 159V160H188ZM204 159V160H203ZM37 160H36V162H37ZM85 160L84 159H82L81 160V162L82 161H84L85 162ZM103 160L101 159V160H99V161H102L103 162ZM132 160V159H131ZM74 161V162H75ZM105 161V162H106ZM187 161V162H186ZM201 161V162H200ZM3 162H4V164H5V160L4 161H2V160H0V165L1 166H4L3 165ZM28 162V163H29ZM42 162V161H41ZM40 162V163H41ZM44 162H46V161H44ZM47 162V163H48ZM67 163H68V161H66ZM71 162V161H70ZM77 162H78V160H77ZM76 162V163H77ZM83 162V164H85ZM102 162L100 163L99 162V164H102ZM110 162V161H109ZM113 161H111L110 163H112ZM116 162V161H115ZM115 162H113V164L115 163ZM120 162H117L116 164H118L117 166L119 167V165H120V167H121V164H120ZM127 162V163H128ZM207 162V163H206ZM8 163V162H7ZM39 163V162H38ZM39 163V164H40ZM46 163V164H47ZM108 163V162H107ZM107 163H105L106 165V167H107V171H110L109 170V166L107 165ZM124 163H122V164H124ZM131 163V162H130ZM193 163V164H192ZM201 163V164H200ZM18 164V165H19ZM32 164V165H31ZM37 164V163H36ZM36 164H34V165H36ZM45 164V163H44ZM49 164V163H48ZM52 164H50V165H52ZM64 164H66V163H64ZM63 164V165H64ZM78 164H79V162H78ZM109 164V163H108ZM116 164H114V166H116ZM132 164V163H131ZM187 164H189L190 165V168H191V166H192V168L190 169L189 168V165H187ZM192 164V165H191ZM199 164V165H198ZM17 165V164H16ZM68 164H66V166H67ZM81 165H82V163H81ZM98 165V164H97ZM103 166H104V164H102ZM110 165V164H109ZM188 167H187V166ZM251 165H252V167H251ZM1 166H0V168H1ZM32 166V167H31ZM85 166V165H84ZM99 166H101V165H98V169H97V171L96 172H100L101 170H99L100 168H102V167H99ZM112 166V165H111ZM114 166H112V167H114ZM122 166H124V165H122ZM198 166H200V167H198ZM207 166V167H206ZM214 166V167H213ZM254 166H256L255 168H254ZM45 167H48V169L47 170H45L46 168ZM77 167H79L80 168V166H77ZM82 167H83V165H82ZM87 167V166H86ZM118 167H115V169L116 168H118ZM125 167V166H124ZM29 168V167H28ZM43 168H45V169H43ZM64 169L63 168V166L61 167H59V168H57L56 169V171H57V175H59L58 173H59V171H60V169ZM66 168V167H65ZM85 168V167H84ZM84 168H82V169H84ZM92 168H97V167H92ZM111 168V167H110ZM123 168V167H122ZM121 168V171L120 172H122V170L123 169H125V168H123L122 169ZM180 168V167H179ZM217 168V169H216ZM19 169H16V170H19ZM41 171H40V170ZM78 168H76V170H77ZM86 169V168H85ZM88 169H89V167H88ZM88 169H86V170H84V171H87ZM127 169V168H126ZM182 169V168H181ZM257 169V170H256ZM13 170V169H12ZM26 171H27V168L25 169ZM25 170H24V172H25ZM30 170H33V169H30ZM50 170H52V169H50ZM74 170H75V168H74ZM90 170V169H89ZM99 170V171H98ZM104 170H105V168H104ZM179 170V169H178ZM192 170V171H191ZM212 170H213V172H212ZM9 171V170H8ZM7 171V173L9 174V175H11L10 173H12V172H14V174H12L10 177H13V175H14V179L12 180V179H10V177H9V175L8 174H6L7 175V177L5 176V175H3L2 176V174H1V176H2V178H3V180H6V179H8V180H6L5 181V183L6 184H8V182L10 181V183H11V185L13 184V181L15 182V180L16 179H18L22 174H23V172L21 171V174H20V170L19 171H17V172H15V170L14 171H9L8 172ZM55 171V170H54ZM56 171L54 172L55 174H56ZM63 171V170H62ZM64 171H67V170H65L64 169ZM63 171V172H64ZM69 171V170H68ZM78 171V170H77ZM83 171V170H82ZM106 171V172H107ZM117 171H119L118 169H117ZM194 171V172H193ZM199 171V172H198ZM210 171V172H209ZM37 172H32V173H37ZM50 172V171H49ZM49 172L47 173V174H49ZM52 172V171H51ZM50 172V173H51ZM71 173H72V170L70 171ZM73 172H75V171H73ZM79 172V174H80V172H81V170H79L78 171ZM88 172V171H87ZM93 173H94V171H92ZM92 172H90V174H93ZM95 172V174H97ZM111 172V171H110ZM180 172V171H179ZM196 172V173H195ZM3 173H5V172H3ZM15 173H16V175H17V177H16V175H15ZM17 173H19L20 175L18 176V174ZM89 173V172H88ZM108 174H109V172H107ZM254 174V176L252 175V174ZM44 173H42V176L41 177H44V175H43ZM47 174H45L46 176H47ZM51 174H53V172L51 173ZM60 174H61V171H60ZM88 175V176H92V175ZM103 174H105V171H104V173ZM216 174H218L217 176H216ZM67 175H69V174H67ZM72 175V174H71ZM70 175V176H71ZM77 175H78V173H77ZM207 175V176H206ZM250 175V176H249ZM0 176V177H1ZM40 175H38V177H39ZM73 176H74V173H73ZM72 176V177H73ZM96 176V175H95ZM98 176H100L101 178L99 179V177H97L96 179V181H99V180H101L102 182H104L102 179H104L103 178V176L105 177V175H102L101 176V174H99ZM108 176V177H107ZM106 177L109 179V175H107ZM178 176V177H177ZM179 176H181V178H179ZM253 176V177H252ZM257 176V177H256ZM16 177V178H15ZM67 177V179H70L71 177H69L68 178V176H66ZM74 177H76V176H74ZM190 177V178H189ZM252 177V178H251ZM5 178V179H4ZM93 178V177H92ZM184 178V179H183ZM203 178H205V180L203 179ZM208 178H210V180H209V182H208ZM251 178V179H250ZM73 179V178H72ZM107 179V180H108ZM188 179V180H187ZM105 180V179H104ZM2 181V180H1ZM72 181V180H71ZM93 181L95 182V180L93 179ZM173 181V182H172ZM182 181V182H181ZM186 181V182H185ZM199 181V182H198ZM251 181V182H250ZM260 182V184H259V182ZM2 182H4V181H2ZM106 182V181H105ZM167 182H170L169 184L167 183ZM176 182H177V184H176ZM185 182V183H184ZM195 183L196 182V185L195 186H198V187H191L192 186V183ZM207 182V183H206ZM9 183V184H10ZM96 183V182H95ZM97 183H101V182H97ZM189 183H191L190 185L191 186H188L189 185ZM250 183H251V185H250ZM62 184V183H61ZM61 184H57V185H61ZM172 184V185H171ZM179 184V185H178ZM187 184V185H186ZM201 184V185H200ZM206 184V185H205ZM256 184V185H255ZM258 184V185H257ZM202 185H203V187H202ZM0 186H2L1 184H0ZM63 186V187H62ZM62 186H60V187H56V188H64V185H62ZM173 186V187H172ZM178 186H180L179 188H178ZM186 186V187H185ZM193 186H194V184H193ZM207 186V187H206ZM188 187H189V190H187L188 189ZM212 187V188H211ZM257 190H254V188ZM3 188V187H2ZM66 188V187H65ZM171 188V192H170V189ZM187 188V189H186ZM198 188H200V190L198 189ZM205 188V189H204ZM253 188V189H252ZM135 189V188H134ZM141 189V188H140ZM143 189H146V188H143ZM164 189V190H163ZM185 189V190H184ZM138 191V193L140 192V190L139 189H137ZM184 190V191H183ZM187 190V191H186ZM248 190V191H247ZM251 190V192L249 193V191ZM252 190H254V191H252ZM0 191H2V189H0ZM57 191H58V189H57ZM61 191H62V189H61ZM134 191H136V190H133V193H134ZM196 191V192H195ZM208 191V192H207ZM215 191V192H214ZM247 191V192H246ZM146 192V191H145ZM166 192V194H163V193H165ZM183 192H185V193H183ZM214 192V193H213ZM256 192V193H255ZM28 193V192H27ZM130 194L132 193V192H129ZM147 193V192H146ZM148 193H149V191H148ZM154 193V192H153ZM158 194H159V192H157ZM161 193L159 194V195H161ZM253 193H255V194H253ZM260 193H261V195H260ZM127 194V193H126ZM136 194V193H135ZM142 194H145L144 192L142 193ZM158 194H153V196L154 195H158ZM173 194V195H172ZM203 194V195H202ZM221 195V196H218V197H216L217 195ZM245 194V195H244ZM257 194H259V195H257ZM119 195H120V193H119ZM134 195V194H133ZM146 195V194H145ZM147 195H149V194H147ZM147 195L145 196V197H147ZM167 197H166V196ZM179 195H181V196H179ZM184 195V196H183ZM194 195V196H193ZM203 196V199L201 198L202 196ZM250 195V196H249ZM23 196V195H22ZM26 196V195H25ZM29 195L27 194V196H26V199H27V203L28 202H30V201H28L29 199V197H28ZM128 198H127V197ZM150 196H152L151 195V193H150ZM168 196H169V198H168ZM199 196V197H198ZM205 196H206V198H205ZM255 196V197H254ZM260 196V197H259ZM155 197V196H154ZM165 197H166V200H165ZM196 197V198H195ZM197 197H198V201H199V204H200V207H199V204L198 205H196L197 203H198V201H197ZM208 197V198H207ZM210 197V198H209ZM227 199H226V198ZM230 199H229V198ZM252 197V198H251ZM21 199L23 198V197H20ZM136 198V199H135ZM150 198V197H149ZM201 198V200H199ZM223 198V199H222ZM241 198H244V200L243 199H241ZM259 198L261 199V198H263V199H261L262 201H263V203H262V201L261 200H259ZM20 199V200H21ZM56 199V198H55ZM131 200L130 202L128 201V200ZM173 199V200H172ZM211 199V200H210ZM23 200V202H24V199H22ZM58 200H60V199H58ZM177 200V201H176ZM186 200V201H185ZM192 200V201H191ZM226 200H231L230 202H227ZM56 201H57V199H56ZM79 201V200H78ZM78 201L76 200V204L78 203ZM164 201V202H163ZM172 201V202H171ZM194 201V202H193ZM202 202V206H201V202ZM252 201V202H251ZM26 202V201H25ZM25 202H24V205H22L23 206V208H25L28 204H26V206H25ZM54 202L55 201H53V204L51 205V206H53L54 208H55V210H61L60 212H59V214H61V213H66V214H69V213H67V211H65V209L67 210L68 209V212H69V210L73 213L74 211L76 212V210L75 209H78L79 207H78V205H79V203H78V205H76L75 203H73V205L75 204L76 205V207H75V209H72V208H70V207H72L73 205H71L70 207L69 206H66V208L64 207V204H62V206H61V203H58V202H61V200L60 201H58L57 203L58 204H60V205H58V206H60V208L59 207H57V206H55L54 205ZM66 202V201H65ZM133 202V203H132ZM139 202H141V203H139ZM143 202H145V203H147V204H145V205H143L144 203ZM175 202V203H174ZM215 202H217V203H215ZM248 202V203H247ZM261 204H260V203ZM52 203V202H51ZM129 203L131 204V206H133L134 207V204L136 205V207L137 208H139V210H135V212L133 213L132 211V209H133V207H131L130 205H129ZM137 203H139V205H137ZM181 203V204H180ZM186 203V206H187V208H188V205H189V208L188 209H192L190 212H188V210L187 209H185L184 207V204ZM212 203V204H211ZM237 205H236V204ZM240 203V204H239ZM31 204V203H30ZM120 204V203H119ZM120 204V205H121ZM126 204H128V206L126 205ZM151 204V205H150ZM157 204H158V206H157ZM171 204H172V206H171ZM176 204H178V205H176ZM207 204H209V205H207ZM218 204V205H217ZM243 204V205H242ZM57 205V204H56ZM74 205V206H75ZM81 205V204H80ZM79 205V206H80ZM141 205H142V207H141ZM148 205H150V208H149V210L151 209L152 210V212L153 213H151L150 214V212H151V210L149 211L148 210ZM157 207H156V206ZM159 205L161 206V207H159ZM205 205V206H204ZM258 205V206H257ZM30 206V205H29ZM29 206H27L28 208H29ZM132 208H130V207ZM146 207V210H148V211H144L145 210V207ZM154 206H155V208H157V209H160V210H153V208H154ZM164 206H167V207H164ZM184 206V207H183ZM220 206V207H219ZM254 206V207H253ZM121 207V206H120ZM144 207V210H142L141 208H143ZM170 207V208H169ZM179 207V208H178ZM194 207H195V209H196V207H198L196 210L194 209ZM226 207V208H225ZM242 207V208H241ZM74 208V207H73ZM81 208V207H80ZM130 208V209H129ZM169 208V209H168ZM173 208H174V210H173ZM223 208V209H222ZM245 208H246V210H245ZM249 208V209H248ZM50 209V208H49ZM126 209V210H125ZM136 209V208H135ZM182 209H183V211H182ZM199 209V210H198ZM206 211H208V212H206L205 214H207V213H209L208 214V216H210L211 218H210V220L209 219H206V215H204V214H201V213H203L205 210ZM221 209V210H220ZM229 209V210H228ZM23 210V209H22ZM26 210V209H25ZM24 210V212H26ZM81 210V209H80ZM79 210V211H80ZM132 210V211H131ZM168 210V211H167ZM176 210V211H175ZM202 210V211H201ZM204 210V211H203ZM225 210V211H224ZM227 210V211H226ZM237 210V211H236ZM245 212H244V211ZM51 211H53V210H51ZM51 211H50V214L52 215V213H51ZM65 211V212H64ZM78 211V212H79ZM122 211H124V212H122ZM136 211H138V212H136ZM143 211V212H142ZM155 211H157V213H155ZM182 211V212H181ZM196 211V212H195ZM230 211H232V212H230ZM5 212H7V211H5ZM54 212H56V211H54ZM78 212H76V213H74V214H77L78 215ZM130 212H127V216L125 217V216H123L122 215V217L123 218H126V220L127 219H129V217H128V213H130ZM149 212V213H148ZM176 214H175V213ZM181 212V213H180ZM184 212H186V214H184ZM189 213V215L191 216L192 215V213H193V215H197L196 216V218H195V220L197 219V221L195 222V220L191 223L190 222V220L191 219H193V217H195V216H191L190 218H188L189 217V215H188V213ZM192 212V213H191ZM213 212V213H212ZM223 212V213H222ZM235 212V213H234ZM239 212V213H238ZM259 212V213H258ZM3 213V212H2ZM9 213V212H8ZM47 213V212H46ZM57 213V212H56ZM116 213V212H115ZM114 213V214H115ZM143 213V214H142ZM145 213V214H144ZM163 213V214H162ZM166 213V214H165ZM251 213H252V216H251ZM17 214H19V215H16L17 216V218H16V216L15 215H13L12 217H14V218H12L14 221L15 220H17L18 222H19V218H23V220H24V218L25 217H23L25 214H22V215H20V212H17ZM59 214H57V217L59 216ZM80 214H81V212H80ZM80 214H79V216L78 217H80ZM120 214V215H121ZM131 214V215H132ZM135 214V217L137 216ZM149 214H150V216H149ZM167 214H168V216H167ZM199 214V215H198ZM229 214V215H228ZM231 214H232V216H231ZM256 214V215H255ZM49 215V214H48ZM47 215V217H45V215L43 216V219L45 218L46 219V221L45 222H47V225H46V223H44V221L43 220H41V224L43 225V226H45V227H52V225L53 224H51L52 223V221H49L51 218L53 219H55L56 218V220L58 221L57 223H58V225L60 226V221L61 220H63L62 218V216L61 217H56L54 214H53V217L51 216L50 218H49V216ZM71 215V214H70ZM76 215V216H77ZM130 215V214H129ZM145 215V216H144ZM160 215H162V216H160ZM165 215H166V217H165ZM188 215V219H186L185 217ZM235 215V216H234ZM68 216V215H67ZM72 216H74V215H72ZM71 216V217H72ZM145 218H144V217ZM179 216V217H178ZM183 216V217H182ZM199 216V217H198ZM215 216V217H214ZM241 216H242V218H241ZM0 217H1V215H0ZM5 216H3L1 219H0V221H1V225L2 224H4V221H6L5 219H3ZM10 217V216H9ZM9 217H8V219H9ZM66 216H64V218H65ZM70 217V216H69ZM112 217H114V216H112ZM117 217H118V213H117ZM116 217V218H117ZM128 217V218H127ZM149 218V219H147V221H150L149 223H151L152 221H151V219L152 220H154L153 218ZM161 217V218H160ZM218 217H219V219H218ZM225 217V218H224ZM249 217V218H248ZM256 217V218H255ZM7 218V217H6ZM11 218V217H10ZM61 218V219H60ZM73 218V219H72ZM72 218H69V219H71V221L69 220V219H67V221L65 220V221H61V223L63 222V225L62 226H64V224H72V225H75V223H76V220L78 219H80V218H77V217H72ZM115 218V217H114ZM115 218V219H116ZM137 218H135V219H137ZM139 218V219H140ZM165 218V219H164ZM168 218H170V219H173V220H169ZM219 220H217V219ZM238 218V219H237ZM252 218V219H251ZM255 218V220H253ZM11 219V220H12ZM44 219V220H45ZM51 219V220H52ZM115 219H113V220H115ZM167 219V220H166ZM177 219H179V220H177ZM185 221H184V220ZM201 219V220H200ZM4 220V221H3ZM22 219L20 220V224H22V225H18V222L16 221V223L15 224H17V226L18 227H24V226H27V224H23L22 222H24ZM70 222H69V221ZM74 220V221H73ZM108 220H110V219H108ZM107 220V221H108ZM113 220H111V222L113 221ZM118 220H119V218H118ZM121 220V219H120ZM165 222V221H172L171 223H170V225H169V223L168 222H166L167 223V227H164V225L166 224H164L163 223V221ZM200 220V221H199ZM211 221L212 220V222L213 223H215V221H218L216 224H217V226L220 224V222L222 223V224H227V225H225L224 227H220V226H218V229H215V226L216 225H214V228H213V224L210 226V229H215V230H218V231H216L215 232V230H210L207 226L209 225L208 223V225L206 224V222L204 223L203 221H207V222H209V221ZM223 220H224V222H223ZM228 220V221H227ZM232 220V221H231ZM234 220V221H233ZM253 220V221H252ZM22 221V222H21ZM81 221V220H80ZM106 221V222H107ZM116 221V220H115ZM123 221V220H122ZM146 220H145V222H147ZM184 221V222H183ZM199 221V222H198ZM201 221H202V223H201ZM226 221V222H225ZM239 221V222H238ZM13 222V221H12ZM48 222H50V223H48ZM56 221H53V223H55ZM67 222V223H66ZM79 222V221H78ZM114 222V221H113ZM112 222V223H113ZM124 222V221H123ZM128 222H129V220H128ZM183 222V223H182ZM198 222V223H197ZM212 222H210V223H212ZM228 222V223H227ZM229 222H230V224H229ZM255 222V223H254ZM14 223V222H13ZM25 223H26V221H25ZM57 223H56V227L58 226L57 225ZM74 223V224H73ZM112 223H111V225H112ZM121 223V222H120ZM131 223V222H130ZM155 223V224H156ZM174 223V224H173ZM177 223V224H176ZM189 224V225H185V224ZM232 223V224H231ZM253 223V224H252ZM15 224L13 225V226H15ZM107 224V223H106ZM109 224H110V221H109ZM108 224V225H109ZM128 224V223H127ZM131 224V225H132ZM147 224V223H146ZM145 224V225H146ZM153 224H154V222H153ZM195 224V225H194ZM242 224V225H241ZM246 224V226H244ZM50 225V226H49ZM69 225V226H70ZM82 225H84L83 223H82ZM107 225V226H108ZM130 225V224H129ZM139 225H143V223L141 224H139ZM160 225H162V226H160ZM178 225V226H177ZM180 225H182V226H180ZM230 225V226H229ZM251 225H252V227H251ZM54 226V227H55ZM76 226H78V223H76ZM79 226H81L80 225V223H79ZM106 226V228L108 229V227ZM123 226V225H122ZM159 226V227H158ZM166 226V225H165ZM169 226V227H168ZM170 226H172V227H170ZM184 226H186V228L187 229H185V231H184V229H183V231L181 230L182 228H184ZM217 226H216V228H217ZM248 226V227H247ZM254 226V227H253ZM50 227V228H51ZM53 227V228H54ZM72 228H73V226H71ZM70 227V228H71ZM105 227V226H104ZM125 227V226H124ZM160 227H162L163 228V230L162 229H160ZM178 227V228H177ZM180 227V228H179ZM197 229H196V228ZM212 227V228H211ZM227 227H228V229L229 230H231V231H229V230H226L227 229ZM247 227V228H246ZM26 228V227H25ZM42 228V227H41ZM58 228V227H57ZM56 228V229H57ZM63 229V227H60V229ZM64 228H66V225L64 226ZM75 228V227H74ZM77 228V227H76ZM79 228V227H78ZM86 228V227H85ZM88 228V227H87ZM112 228V227H111ZM117 228V227H116ZM120 228V227H119ZM141 228V227H140ZM142 228H144L143 226H142ZM164 228H167L166 229V231L164 230ZM168 228H169V230H168ZM176 228V229H175ZM193 228H195V229H193ZM204 228H206V229H204ZM224 229L223 231H221L220 229ZM226 228V229H225ZM231 228V229H230ZM252 228H253V231H252ZM12 229H14V230H12ZM17 229V228H16ZM45 228H43L41 231H43ZM81 229V228H80ZM79 229V230H80ZM89 229H91V227L89 228ZM115 229V228H114ZM121 229V228H120ZM133 229V230H132ZM156 229H158V230H156ZM190 229V230H189ZM191 229H193V230H191ZM200 229V230H199ZM209 229V230H208ZM11 230H12V232H11ZM45 230H47V229H45ZM50 230V229H49ZM48 230V231H49ZM51 230H52V228H51ZM64 230V229H63ZM63 230H61V231H63ZM69 230V229H68ZM67 230V231H68ZM71 230V229H70ZM78 230V231H79ZM86 229H84L83 230V232H88V235H90V234H92V233H90L89 231H85ZM100 230H103V229H100ZM100 230H98V231H100ZM109 230V229H108ZM117 230H119L118 228H117ZM129 230V231H128ZM138 230V229H137ZM141 230V229H140ZM144 230H145V228H144ZM160 230V231H159ZM179 230V231H178ZM189 230V231H188ZM205 230V231H204ZM248 230V231H247ZM16 231H18V230H15V228H11L10 230H8L7 232H9V237H10V232H11V234L13 233V234H15V232ZM53 231H55V230H53ZM59 231V229H57V232ZM80 231H82V229L80 230ZM109 231H111V229L109 230ZM153 231H154V234L155 235H153ZM157 231V232H156ZM171 231V232H170ZM176 233V231H177V235L174 233V232ZM180 231H182V232H180ZM200 231H201V233H200ZM208 231V232H207ZM211 231V235L209 234V232ZM212 231H214V232H212ZM220 231V232H219ZM46 232V231H45ZM50 232V231H49ZM70 233H71V231H69ZM73 232H75V230L73 231ZM82 232V233H83ZM92 232V231H91ZM106 232H108V231H106ZM123 232L121 231V233H122V237L124 238L125 236V234H123ZM137 232V231H136ZM168 232H170V233H168ZM173 232V233H172ZM248 232V233H247ZM253 232V233H252ZM6 235H7V233H6V231L4 232ZM39 233V232H38ZM47 233V232H46ZM46 233L45 234H43V235H46ZM51 233H53L52 231H51ZM58 233H60V231L58 232ZM64 233L65 232H63V234L61 233V235H62V238H63V235H64ZM70 233L68 234V236H70ZM78 233V232H77ZM76 233V234H77ZM81 233V232H80ZM81 233V234H82ZM103 233H105L104 231H103ZM109 233V232H108ZM140 233V232H139ZM150 233L152 234V235H150ZM162 233V234H161ZM168 233V234H167ZM180 233V234H179ZM225 234V235H227L226 233H228V236H225V238L227 237V239H225V238H223L224 236L223 235H221V234ZM234 233V234H233ZM18 234V233H17ZM40 234V233H39ZM48 234V233H47ZM66 234H67V232H66ZM65 234V235H66ZM75 234V233H74ZM97 234V233H96ZM95 231H94V236H88V237H86V238H88L89 240H91V242H90V244L91 245H89V247L90 248H88L89 250L88 251H90V249L91 250H93L92 248H94V247H96V245H97V243H98V245L97 246H99V245H101V241H103L102 240V237L99 235V234H101V233H99V234H97V236L95 237ZM106 234V233H105ZM145 234V235H144ZM186 234L188 235V237L186 236ZM209 234V235H208ZM232 234H233V237H232ZM42 235V233L40 234V236ZM42 235V236H43ZM50 235H52V234H50ZM56 235V234H55ZM57 235H59V234H57ZM84 235H85V233H84ZM83 235V236H84ZM93 235V234H92ZM104 235V234H103ZM108 235V234H107ZM157 235V236H156ZM179 235V236H178ZM197 235H198V241H199V244L201 245V243H202V245L204 246L203 248H204V251L202 252L199 248H201L200 246H199V248H197V249H199L198 251H197V249L196 248H193L194 246H195V243L197 242ZM201 237H200V236ZM20 236V235H19ZM42 236H41V238H42ZM47 236V235H46ZM45 236V237H46ZM67 236V235H66ZM82 236V237H83ZM112 236V235H111ZM134 236V237H133ZM151 236V237H150ZM162 238V243H161V239H160V237ZM178 236V237H177ZM183 236V237H182ZM207 236V237H206ZM209 236V237H208ZM214 236V237H213ZM230 236V237H229ZM9 237H7V238H9ZM16 237H18V235L16 236ZM50 237H52V236H50ZM55 237V236H54ZM54 237H52L51 239L52 240H54V241H50L49 243H48V249H47V253L44 251V253H43V251L41 252V250H40V254H42L41 256H42V258H43V260H47L48 261V263L49 264H51V263H53V264H60L61 262L60 261H63L62 259H63V257L62 256H60L59 255V253L61 254V255H63V253H65V252H67V251H62L63 249L64 250H68L69 249V247L67 246V248H66V246L64 245V244H62L63 246H65V247H62V249H61V247L60 246H58V247H60V248H58L57 249V245L55 246V238ZM59 237L61 238V236L59 235ZM75 237H78L77 235H75ZM79 237H81V235H79ZM94 237V238H93ZM106 237V235H104V237H103V239ZM141 237H143V238H141ZM144 237H145V239L146 240H144ZM211 237V238H210ZM237 237V238H236ZM48 238V237H47ZM54 238V239H53ZM57 238V237H56ZM69 237H66V239H68ZM109 238H111V237H108V239ZM113 238H114V235H113ZM116 238H117V236H116ZM115 238V239H116ZM140 238V239H139ZM151 238V239H150ZM192 238V239H191ZM205 240H204V239ZM206 238H209L208 240H206ZM229 238V239H228ZM230 238H231V240H230ZM16 239V238H15ZM15 239H13L14 241H15V243H16V240ZM18 239V238H17ZM40 239V238H39ZM44 239V238H43ZM43 239L41 240V242L43 241ZM46 239V238H45ZM76 239V238H75ZM78 239V238H77ZM80 239V238H79ZM84 239H85V237H84ZM83 239V240H84ZM87 239V240H88ZM106 239H107V237H106ZM140 241H139V240ZM153 239V240H152ZM158 239H160V240H158ZM167 239H169L168 241H167ZM202 239V240H201ZM10 240V239H9ZM57 240H58V238H57ZM56 240V241H57ZM88 240V241H89ZM110 240V239H109ZM117 240V239H116ZM137 240V241H136ZM144 240V241H143ZM147 240H148V242H147ZM150 240H152V241H150ZM155 240H157L158 242V244H156V241ZM178 240H179V242H178ZM184 240V241H183ZM190 241V240H192V244H193V246L191 245V243L190 242H188V241ZM195 240V241H194ZM212 240V241H211ZM18 241V240H17ZM47 242H48V239L46 240ZM58 241H60V240H58ZM57 241V242H58ZM69 241L70 240H67V241H65L64 243H69ZM88 241H86V239H85V242H87L88 243ZM105 241V240H104ZM104 241L102 242V244L104 243ZM112 241V240H111ZM113 241H115V240H113ZM118 241V240H117ZM154 241H155V244H156V246L154 245ZM194 241V242H193ZM202 241V242H201ZM208 245H212V243H214L213 245V249H209L210 247L212 248V246H207L206 244H204V242ZM208 241V242H207ZM215 241V242H214ZM13 242V241H12ZM44 242V241H43ZM47 242H46V245H47ZM60 242H62V241H60ZM84 242V243H85ZM100 242V243H99ZM107 242H110V241H107ZM119 242V241H118ZM128 242V241H127ZM145 242H146V245H145ZM220 242V243H219ZM51 243V244H50ZM55 243V244H54ZM59 243V242H58ZM71 243V242H70ZM70 243L68 244L69 246H70ZM143 243V244H142ZM198 243V242H197ZM247 243V244H246ZM5 244H11V242H7V243H5ZM44 244H45V242H44ZM43 244V246H46V245H44ZM86 244V243H85ZM94 244H96L95 246H94ZM105 244V243H104ZM116 244V245H115ZM153 244V246L154 247H152L151 245ZM165 244V245H164ZM168 244H169V246L171 247H168ZM175 244V245H174ZM182 244V245H181ZM223 244V245H222ZM225 244H226V246H225ZM249 244V245H248ZM51 245V247H49ZM55 246V249H54V247L53 246ZM67 245V244H66ZM87 245V244H86ZM108 245H111V244H108ZM143 247H142V246ZM201 245V246H202ZM215 245H216V247H215ZM227 245H229V246H227ZM230 245H231V247H230ZM243 245H245L246 247H244ZM105 246V245H104ZM114 246H115V249H114V247H113V245L110 247V248H112L113 247V249L112 250H110V252H108V251H105V247L103 248V250H104V252L106 253V252H108L107 254H108V258L106 257L104 260H102V257H99V258H101L100 260H102L101 262L102 263H100V262H98V263H92V264H127V263H124V260H126V259H123V258H127L126 257V255H124L125 253L124 252H126L125 250H123L122 248H121V244L120 245H118L117 243H115L114 242ZM119 246V247H118ZM122 246H124L123 244H122ZM147 246V247H146ZM166 246V248H165V250H167L166 252H163L162 253V250H164V247ZM182 246V247H181ZM207 246V247H206ZM225 246V248H223ZM251 246V247H250ZM108 247V246H107ZM132 247V248H133ZM139 247V248H138ZM146 247V248H145ZM167 247H168V249H167ZM176 247V248H175ZM191 247H192V249L193 250H191ZM196 247H198V244H196ZM218 247V248H217ZM222 247V248H221ZM85 248H86V246H85ZM97 248V247H96ZM110 248H108V249H110ZM117 248V249H116ZM123 248H125V247H123ZM141 248V249H140ZM147 248H148V250H147ZM150 248V249H149ZM177 248H178V250H177ZM181 248V249H180ZM220 248V249H219ZM227 249V250H230V249ZM243 248H244V250H243ZM250 248V249H249ZM46 249V248H45ZM55 250V252L56 251H58V250H60V252L58 251V252H56V253H58V255L57 256H52L53 254L54 255H56V253H53L52 255H51V253H52V250ZM98 249H100V248H98ZM97 249V251H99ZM101 249H102V246H101ZM107 249V248H106ZM120 249H122V250H120ZM126 249H127V247H126ZM129 249V248H128ZM170 249H172V250H170ZM195 249H196V251H195ZM207 249H209V250H207ZM222 249V250H221ZM223 249H225L224 251H223ZM43 250V249H42ZM113 250L114 251H116V252H113ZM140 250H142V251H140ZM164 250V251H165ZM203 250V249H202ZM215 250H217V251H219L218 253H217V251H215L216 253H214V251ZM81 251H83V250H80L79 251V254L80 255H82V254H84V252H82L81 253ZM94 251V250H93ZM93 251H91L90 253H92ZM96 251V252H97ZM120 251H122L121 253H124L123 255L120 253ZM124 251V252H123ZM132 251V250H131ZM146 251V252H145ZM180 251H182V253L180 252ZM196 252V254H195V252ZM200 251H201V253H200ZM208 251H210V252H208ZM221 251V252H220ZM230 251V252H231ZM39 252V251H38ZM48 252L50 253V255L52 256V259L50 258L49 260H48V258L49 257H51L49 254H48ZM102 254H103V251H100ZM129 252H130V250L128 251V253L127 254H129ZM157 252V253H158ZM172 254H171V253ZM193 252V254H191ZM199 252V253H198ZM213 252V254L215 255V257L216 258H218V260L217 259H215V257H213V258H211L209 255H211L212 256V254H210V253H212ZM224 252V253H223ZM229 252V251H228ZM244 252V253H243ZM246 252V253H245ZM250 252V253H249ZM35 253H37V252H35ZM35 253H33L32 254V258H33V260H34V257L36 256H34V254ZM94 253V252H93ZM92 253V254H93ZM148 253V254H147ZM168 253V254H167ZM174 253V254H173ZM177 253H178V255H177ZM180 253V254H179ZM208 253V254H207ZM40 254H39V256H40ZM43 254L44 255H46V254H48L49 255V257L46 255V256H43ZM67 254V253H66ZM65 254V255H66ZM141 254V255H140ZM146 254V255H145ZM163 254H165L164 256H163ZM195 254V255H194ZM201 254H204V256L202 255L201 256ZM218 254H219V256H218ZM224 254H226V255H224ZM246 254V255H245ZM37 255H38V253H37ZM65 255H63V256H65ZM85 255V254H84ZM83 255V257H85L86 256V259H85V261H87V257L89 258V254H88V252H87V254L84 256ZM99 255V254H98ZM98 255H97V257H98ZM106 255V254H105ZM150 255V254H149ZM154 256L153 257H155V255H156V253L154 252V254H153ZM173 255V256H172ZM199 255V256H198ZM221 255V256H220ZM34 256V257H33ZM40 256V257H41ZM90 256H91V254H90ZM94 256L95 255H92V257H93V259H95L94 258ZM100 256V255H99ZM102 256V255H101ZM110 256V257H109ZM122 256V257H121ZM125 256V257H124ZM128 256V255H127ZM152 256V255H151ZM157 256V255H156ZM185 256V257H184ZM202 258H201V257ZM240 256V255H239ZM56 257V258H55ZM58 257V258H57ZM61 257V258H60ZM66 257V256H65ZM82 256H80L79 258H81ZM83 257H82V259H83ZM91 257V258H92ZM96 257V258H97ZM177 257H178V259H177ZM180 257V258H179ZM197 257H199L198 259H197ZM220 257H222V258H220ZM250 257H252V261H251V258ZM32 258H30V260L32 259ZM37 258V257H36ZM36 258H35V260H36ZM39 258V257H38ZM45 258H47V259H45ZM67 258V257H66ZM65 258V259H66ZM71 258V257H70ZM76 258H78V256L76 257ZM78 258V259H79ZM99 258H98V260H99ZM148 258V259H147ZM185 258H188V259H185ZM211 258V260L213 259V260H217V261H213V262H210V259ZM228 258V257H227ZM226 258V259H227ZM54 259V260H53ZM56 259H58V260H56ZM73 259H74V257H73ZM77 259V260H78ZM138 259V258H137ZM147 259V260H146ZM155 260L154 261H151L152 262V264H161V262H164L163 260L161 261L160 259H159V257L157 256V259H156V257L154 258ZM163 259V258H162ZM171 259H173L174 260V262H173V260H171ZM177 259V260H176ZM197 259V260H196ZM204 259V260H203ZM40 260V259H39ZM53 260V261H52ZM109 260V261H108ZM144 260V261H143ZM158 260H160L161 262L159 263L158 262ZM186 261L187 260V262H184V263H182L183 261ZM195 260V261H194ZM37 261V260H36ZM44 261V262H45ZM66 261H67V259H66ZM68 261H70V260H68ZM72 261V260H71ZM89 261H92L91 259L90 260H88V264H89ZM105 261V262H104ZM167 261V260H166ZM180 261V260H179ZM191 261V262H190ZM200 261H201V263H200ZM65 262V261H64ZM73 262V261H72ZM79 262V261H78ZM95 262H97V261H95ZM154 262V263H153ZM168 263L167 264H170L169 263V261H167ZM223 262V261H222ZM224 262H226V260L224 261ZM223 262V263H224ZM65 263H68V262H65ZM71 263V262H70ZM76 264V261L75 262H73V264ZM80 263H81V261H80ZM83 263H84V259H83ZM45 264H47L46 262H45ZM62 264V263H61ZM85 264H87L86 262H85ZM163 264V263H162ZM165 264V263H164ZM218 264H221V262H218ZM225 264V263H224ZM227 264V263H226Z\"/></svg>", "mask_w": 264, "mask_h": 264}, {"label": "bare ground", "instance_id": "2", "mask_svg": "<svg viewBox=\"0 0 264 264\" xmlns=\"http://www.w3.org/2000/svg\"><path fill=\"white\" fill-rule=\"evenodd\" d=\"M12 1V0H11ZM13 1H15V0H13ZM24 1H27V0H24ZM30 1V0H29ZM35 1V0H34ZM46 1V0H45ZM45 1H44V3H45ZM79 0H76L74 3L75 4H77L78 3V5H77V8H76V6L74 5V9L76 8V9H81V8H85L84 9V11L83 12H79L78 13V11L75 9L74 11H72V9H71V11L72 12H76V13H71V11H70V13L71 14H69L68 12H65V14H64V16H63V13H61L62 15H60V16H58L59 18V21L60 20H62L61 19V17H64V19L61 21V22H63V24H62V26H61V23L57 20V18H55L54 20L56 21L57 20V22H55V23H53V24H50V21H51V19H52V14H51V12H50V10H51V7H50V10H49V6L47 5V3L49 2V0H47V3H46V5L48 6V7H45V8H43V5H40V3L38 4V3H34V4H36V5H40V7L41 8H39V6H37L36 7V9L37 10H35V11H33V10H31V7H32V9L34 8L35 9V7H33V6H31L30 8H29V6H28V8H27V10H25V12H24V10L22 11V9H21V7H20V9H21V12L22 13H24L23 15L22 14H20V13H17V14H19V16H20V18L18 17V15L17 16H14V18L16 19H14V18H10V15H9V17L7 16V18H9V19H7V18H5V19H7L6 21H10L11 19H13L12 20V23H14L15 24V27H16V25H17V27H16V29L14 28H11V30H15V32L14 33H16V31L19 33V34H17L18 36H20L21 37V39H19L18 38V36H16V35H14V37L16 36V38L18 39V41L16 40V38H14L17 42H18V45H20V46H18L19 48V50L17 49V46L16 47H14L15 49H17V54H16V51H15V54H11L10 52L8 53V55H7V57H5V58H7V59H2V61L3 62H6V64H8V66H6V64L5 63H3V62H1L0 61V63H2V64H0L1 65V70H2V68H3V70L1 71V72H3L4 74L2 75L1 74V72H0V77L3 79V77H4V79L6 78V80H8V79H11L10 81L8 80V81H6V80H4V82H3V84L1 83L2 81H0V94H4V96H5V94H6V97L8 96H13V99L14 100H17V102H19L20 101V98H21V101L23 100L25 103H23L22 104V102H21V105L22 106H24L25 104H27V103H29V102H26V100H28L29 98H31L32 100H31V104L29 103V105H30V107H32L33 105V107H34V110L33 109H30V107L28 106V104L27 105H25L24 107H25V109H27L28 107H29V110H31V112H34V113H28V115L26 116V114L27 113H25L24 111V116H22L21 118L23 119H21L20 118V122H19V119L18 120H12V121H14L13 123L10 121V123H7L5 120H3V118L2 119H0V131H1V134H0V160H2V161H6L5 162V164H4V162H3V165L4 166H1V168H0V176H1V174H2V176L3 175H5L6 177H7V175L6 174H8L7 173V171L9 170H11V171H14L15 170V172H17V171H19L20 170V174H21V171L23 172V174L18 178L17 177V175H16V173H15V175H16V177L18 178V179H16L15 180V182L13 181V184L11 185V183H10V181L8 182V184H6L5 183V181L6 180H8V179H6V180H3V178H2V176L0 177V184L2 185V186H0V189H2V191H0V215H1V217H0V219L3 217V216H5L3 219H5L6 221H4V224H2L1 225V221H0V264H45V262L47 263V264H49L48 263V261L46 260H43V258H42V254H40V250H41V252L43 251V253H44V251L46 250L47 251V249H48V243L52 240L51 238L52 237H54L55 238V246L57 247V249L58 248H60L61 246L62 247H65L66 246V248H67V246L69 247V249L68 250H62V251H67V252H65V253H63V255H65L66 253V257L65 256H63V255H61L60 253H59V255L60 256H62L63 257V261H60L62 264H73V262H75L76 261V264H85V262L88 264V260H92V261H89V264H92V263H98V262H100V263H102L101 261L102 260H104L107 256H108V252H110V250H112L113 249V247H114V249H115V246H114V242L115 243H117L118 245H120L121 244V248L123 249V250H125L126 252H124V253H121L122 251H120V253L123 255H126V257L127 258H123V259H126V260H124V263H127V264H137L136 263V260L137 261H140L141 259H139V258H142V257H138V255H137V253H139V250L137 251V248H135L134 249V247H136V246H138L136 243L137 242H135V240L134 241H132V237L131 238H127V240H126V237H128V235L129 234H132L131 232L128 234V235H126L125 233L127 232V231H124L123 229H127V227H128V229L130 228H132V226H134L135 225V223H137L138 224V226L137 227H135V232L134 233H136V235L138 234V235H142L143 236V234H141V233H145V232H147V230L148 231H150V230H152L154 227H155V225H158L159 223H160V220H159V223H156L157 222V217H159L158 216V213H157V211H155V213H157V214H155V215H153L157 220H156V222H155V218L154 217H151L150 216V214L151 213H153L152 212V210H151V212H150V214H149V216L151 217V218H153L154 220H152L151 219V223H149L150 221H147V219H149L150 217H148L147 216V218H145L144 216V218H145V220L147 221V222H145V220H144V222H142L143 220L140 218H137L139 215V213H141V211L139 210V208H137L136 207V205L134 204V207L133 206H131V204L129 203V205L131 206V207H133V213L135 212V210H139L140 212H138V211H136V212H138V214H136L137 216L135 217V214H132L131 212H130V210L129 211H126V215H125V213H124V215L123 214H121V212H120V208H123L124 207V205L122 206V204H121V202H119L120 200L119 199H121V197H123L124 195L123 194H125V195H132V196H137V194L139 195V196H141L140 197V199L138 198V196H137V198H138V200H140L141 201V199H143L142 201H146L145 200V198L146 199H148V201L152 198V199H154L155 198V200L157 201V199L156 198H158V197H160L158 200L160 201V202H157L158 204H160L161 203V198L163 197L162 196V193H161V187H165V186H161L163 183L164 184H166L165 182L169 179V178H171V176H172V178L175 176V175H177V171H178V173H182V172H184L183 171V168L184 167H181V164H182V166H184L185 164H184V160L186 159V157H187V154H188V156L191 154H189V151H191L192 150V146H190V145H195V146H193V148H195V149H199L200 147H202V149L204 150V148L206 147V148H208V146H207V144L209 143L210 145H211V142H212V140H210L209 138H208V140H210V141H208V140H205V138L206 137H204V138H202V136H204V134L202 135V133H203V131L197 136H195V134H196V132H195V130L197 131V129H199V128H197V125H198V123L195 125V123H194V126H192V128H193V130H192V128H190L188 131L193 135L194 134V136H188L189 134H187V133H184L185 131H183L182 130V132L180 131H178V133L176 132V133H174L175 132V130H174V132H172L171 130H172V128H170V127H173L172 125L174 124V120L173 119H175L176 118V116H178V118L180 117L179 115H181L182 116V114H183V112L185 111V110H183V109H186V107L188 106V104L189 103H191L192 102V100L191 99H193V98H191V95L190 94H193V92H191L192 90L194 91V95H195V91L197 90L198 92H199V90H200V92H201V94L205 91V89L204 88H206V90H207V88L209 87H205V85H204V83L203 82H201L200 83V85H204V88H203V86L202 87H200V86H198L199 85V81H202V77H201V75L200 74H198V75H200L199 77L200 78H198V76L195 74V73H193V72H196V71H194L193 69V72L191 73L190 71V76L188 77V76H182L181 74H183V73H181L180 75H178L180 72V70L178 71V72H176V73H178L177 74V76L178 77H176L177 79H176V81H180L177 85H176V83H174L175 85H176V88L177 89H175L176 91H174V92H176L174 95H173V97H174V99H173V97H171L173 100H175V101H173L172 99H170L169 100V102L167 103L168 105L166 106L165 104H164V106H165V108H169L168 110L167 109H165V110H163L162 109V111H160V112H162V113H159L160 115H162V117L163 118H165V119H162V118H159L158 117V114H156V118H157V122L156 123H158V122H160V121H164L163 123H165V122H169L170 121V119H171V117H173L171 120H173L171 123L169 122V123H167L166 124V127H165V124H162V123H159V125L161 126V125H164L163 127H165V128H168L167 130H168V132H169V134H168V132H167V134H164L165 135V137H164V141L161 139V141H163L164 142V145L162 144L163 142H161V145H160V143H159V145H158V142H159V140L157 139L158 138V136H157V138L155 137V139H154V128H157V124H154L153 126H151V127H154L153 129L152 128H149V129H152L153 131L151 132L152 134H146L147 135V137L146 138H144V140L146 139V143H143V145L144 144H146V145H144L145 147H143V145H142V136H139L138 138H141V140H139V139H137L136 137L137 136H134V133L135 134H137L138 132H136V127H134L133 125H132V127H134L133 128V130L135 131V132H133V130H130L131 129V126L128 128V126L125 128V124L124 125H122V122H121V127H124L125 129H126V131H128V132H126V134H125V136H123L122 138H124V137H126V135L128 136L127 138H125V140L128 142H126V141H123V140H120L119 139V141H117V138H116V136L114 137V139H116V141L115 142H117V144H115L114 142H113V137H111V135H110V132H111V130H110V132H108V130L109 129H113V133L112 134H114V132L116 131V130H118L119 128H115L116 130L114 131V128H112V126H113V124H115V122H114V120H116L115 119V117H113L114 115H118V114H114V113H117V112H114L115 111V108H114V110L112 111L111 109H113V104L115 105V106H118V101H116V102H114V99L116 98V100L119 98V96H117L116 94L118 93L117 92V87L116 86H118V82L119 81H117V79L118 80H120V81H123L124 79L125 80H127V83H128V81H129V78L131 79V81L130 82H132V78L133 79H135L134 80V82H137L136 81V79L138 80V82L136 83V84H134V82H132V84L130 83V85H135V88L134 89H136L138 86L140 87V88H143L144 87V83H146V82H143V79H145V81H149V80H152V79H154V77H155V72H153L155 69H156V67H153L154 68V70L152 69V67L151 68H149V66H151V65H146V67H148V68H146V69H148V71H150V72H147V70L146 69H142V67L141 66H139V65H135V63L137 62V60H135L136 62L133 64L132 63V61L134 60L133 58L134 57H130V56H128L130 59L129 60H127L128 59V57H127V55H129V54H132V53H129L130 51H132L131 50V48H132V46H130V45H133L135 42H137V40L138 39H135L134 41H132V39H133V36H131L132 34H130L129 32H128V29L126 30L125 29V27H124V25L123 24H120V25H122V26H119V28H117L118 26H115L116 27V30H115V28H114V26L113 25H111V26H113L111 29H112V31L114 32V33H111L112 31L110 30V32L108 31L109 30V28H105L106 30H107V33H106V30H104L102 27H101V29H95L94 30V28L92 27H89V23H88V19H85V18H88V15L89 14H91V11L93 10V9H91L92 8V6H91V4H90V6L91 7H87L86 6V3H83L82 1H84V0H80L82 3V5L81 4H79L80 2H78ZM88 1H90V0H88ZM88 1L86 0V1H84V2H87V4H88ZM0 2H2L1 0H0ZM4 2V1H3ZM6 2H7V0H6ZM9 2V1H8ZM22 2H23V0H22ZM21 2V3H22ZM40 2V1H39ZM42 2V1H41ZM52 2H55V7L57 6V5H59V0H57V2L58 3H56V1L54 0V1H52ZM51 2V3H52ZM69 2H70V0H69ZM93 2V0L91 1V3ZM12 3V2H11ZM30 3H31V1H30ZM70 3H72V2H70ZM3 4V3H2ZM9 4V3H8ZM17 4V3H16ZM15 4V5H16ZM26 4V3H25ZM32 4V3H31ZM30 4V5H31ZM53 4V3H52ZM63 4V3H62ZM85 4V5H84ZM7 5V4H6ZM13 5H14V3H13ZM12 5V6H13ZM15 5L13 6V7H15ZM28 5H29V3H28ZM35 5V6H36ZM49 5H51V4H49ZM68 5V4H67ZM89 5V4H88ZM19 6V5H18ZM21 6H22V4H21ZM45 6V5H44ZM52 6V5H51ZM64 6H65V4H64ZM63 6V7H64ZM72 6V5H71ZM81 8H80V7ZM84 6V7H83ZM62 7V8H63ZM12 8V7H11ZM22 8H24V7H22ZM47 8H48V11L50 12H48L47 11ZM58 8H59V6H58ZM58 8H57V10H58ZM68 8H69V6H68ZM20 9L18 10V11H20ZM42 9H46V11L45 10H42ZM104 9V8H103ZM66 10V9H65ZM6 11H7V9H6ZM9 11V10H8ZM12 11V10H11ZM14 11V10H13ZM53 12L52 13H55V10H54V7H53V10H52ZM61 11H63V10H61ZM80 11V10H79ZM16 13V12H15ZM68 13V14H67ZM115 13V12H114ZM242 13H243V11H242ZM246 13H248V12H246ZM245 12L243 13V15H244V22H246V21H248L251 17V15H253L254 16V12H252V13H249V14H251V15H249V16H247L248 14H246ZM5 14V13H4ZM10 14H12V13H10ZM33 14V15H32ZM59 14V13H58ZM13 15V14H12ZM68 15H70L69 16V18L67 17ZM242 15V16H243ZM246 15V16H245ZM37 16V17H36ZM50 16H51V18H50ZM54 17L55 16H57V15H53ZM87 16V17H86ZM111 16V15H110ZM13 17V16H12ZM38 19V21H35L36 20V18ZM47 17H49L48 19H47ZM53 17V18H54ZM114 17H116V16H114ZM183 17V16H182ZM245 17H246V19L247 20H245ZM1 19H2V17H0ZM18 18V19H17ZM33 19V21H32V19ZM151 18V17H150ZM45 19H47V20H49V21H47V20H45ZM65 19H67V21H65ZM110 19H112V18H110ZM141 19H142V17H141ZM32 22H35V23H37V24H35V23H33L34 24V26L35 25H39V28H38V26H35V27H37V28H35V27H33V26H31V21ZM146 20H147V18H146ZM239 20V19H238ZM243 20H241L242 21V23H243ZM1 21V20H0ZM16 21V22H15ZM17 21H18V23H17ZM85 21L88 23H85ZM1 22H3V21H1ZM46 22H47V25H46ZM53 22V21H52ZM60 23V25H59V23ZM111 22V21H110ZM146 22V21H145ZM171 22V21H170ZM237 22V21H236ZM7 23H9V22H7ZM10 23H11V21H10ZM9 23V24H10ZM17 23V24H16ZM44 23V24H43ZM48 23H49V25H48ZM56 23H58V25L59 26H57V24ZM64 23H65V25H64ZM113 23H115V22H113ZM119 23V22H118ZM118 23L116 22L115 24H117L118 25ZM151 23V22H150ZM168 23V22H167ZM173 23V22H172ZM6 24V23H5ZM4 24V25H5ZM14 24H13V26H14ZM86 24L88 25V26H86ZM112 24V23H111ZM114 24V25H115ZM42 25V27H43V29H46V27L48 26H50V29L49 30H47V32L49 33H45V32H43L44 30L42 29V27L40 28V26ZM46 25V26H45ZM57 26L56 27V29H55V27H53V26ZM144 25V24H143ZM44 26H45V28H44ZM91 26H93V25H91ZM105 26V25H104ZM148 26V25H147ZM223 26H224V24H223ZM227 26V25H226ZM10 27H11V25H10ZM47 27V28H48ZM122 27V28H121ZM124 27V28H123ZM149 27V26H148ZM165 27V26H164ZM228 27V26H227ZM229 27H231L230 25H229ZM234 27H235V24H234ZM53 28V29H52ZM114 28V29H113ZM127 28V27H126ZM169 28V27H168ZM167 28V29H168ZM173 28V27H172ZM222 28H224V27H222ZM226 28V27H225ZM224 28V29H225ZM39 29H42V30H39ZM55 29V30H54ZM91 29V30H90ZM93 29V30H92ZM234 29V28H233ZM105 31V36L103 35V33H104V31ZM232 30V29H231ZM235 30V29H234ZM263 30V31H262ZM262 30H260L261 31V35L260 36H262V33L264 32V26L262 27ZM94 31V32H93ZM101 31V32H100ZM103 31V32H102ZM174 31V30H173ZM173 31H169L170 33L171 32H173ZM224 31V30H223ZM222 31V32H223ZM227 31V30H226ZM260 31L258 32L259 34H260ZM70 34V35H68V33ZM97 32V33H96ZM98 32H100V33H98ZM110 34H109V33ZM192 32V31H191ZM221 32V33H222ZM225 32V31H224ZM229 32V31H228ZM231 32V31H230ZM9 33H11V31L9 32ZM45 33V34H44ZM67 34V35H66ZM101 36H100V35ZM107 34H109V35H107ZM172 34V33H171ZM209 34V33H208ZM215 34V33H214ZM213 33H210L207 37H208V39H209V41H210V43L209 44H211L212 42L211 41H214L215 43H221L220 41V37L218 38V35L215 37V35H214ZM12 35V36H13ZM95 35V36H94ZM175 35V34H174ZM188 35V34H187ZM190 35V34H189ZM232 35V34H231ZM257 35V34H256ZM8 36H10V35H8ZM11 36V37H12ZM171 36V35H170ZM223 36V35H222ZM227 36V35H226ZM263 36H264V33H263ZM262 36V37H263ZM7 37V36H6ZM5 37V38H6ZM10 37V38H11ZM144 37V36H143ZM179 37V36H178ZM181 37V36H180ZM257 37V36H256ZM173 38V37H172ZM182 38V37H181ZM222 38V37H221ZM1 39H2V37H1ZM3 39H4V36H3ZM2 39V40H3ZM88 39V40H87ZM171 39V38H170ZM216 39H218V40H216ZM223 39H224V37H223ZM230 39H231V37H230ZM229 39V40H230ZM13 40V39H12ZM11 40V41H12ZM89 41V42H87V41ZM172 40V39H171ZM170 40V41H171ZM183 40V39H182ZM187 40V39H186ZM217 42H216V41ZM220 40V41H219ZM227 40V39H226ZM246 40V39H245ZM250 40V39H249ZM1 41V40H0ZM3 41H5V40H3ZM2 41V42H3ZM10 41V40H9ZM15 41V42H16ZM20 41V42H19ZM176 41H178V39L176 40ZM219 41V42H218ZM223 41V40H222ZM14 42V43H15ZM16 42V43H17ZM131 42H134V43H131ZM143 42H145V41H143ZM224 42V41H223ZM245 42V41H244ZM243 42V43H244ZM11 43H13V41L11 42ZM186 43V42H185ZM252 43V42H251ZM250 43V44H251ZM137 44H138V42H137ZM167 44H168V42H167ZM183 44V43H182ZM182 44L180 43H178V44H175V48L173 49V50H171V48L169 47V46H166V47H164L165 48V50L164 51H162L163 53H165V54H161L160 55V57L161 56H163V58H165V60L163 59L162 60V57H161V60H162V62L163 61H169V63L171 64V65H173V63L175 64L176 62H178V59H181L183 56H185V50L184 49H186L187 48V46H186V48H184L183 49V47L181 48L180 47V45L182 46ZM213 45H214V43H212ZM218 44H215V46H217ZM248 43L246 42V46L249 48V47H251V45H247ZM13 44H11V45H9V46H12ZM17 45V44H16ZM171 45V44H170ZM178 45H179V47H178ZM223 45V44H222ZM224 45H225V43H224ZM14 46V45H13ZM161 46V45H160ZM173 46H171L172 48H173ZM218 46H221V44L220 45H218ZM246 46H244L245 48H246V50H247V47ZM130 47V48H129ZM163 47V46H162ZM167 47H169L168 49V51H166L167 49ZM189 47V46H188ZM211 47V46H210ZM222 47V46H221ZM239 47V46H238ZM253 47V46H252ZM251 47V51H253L254 49H256L257 47H254V49ZM263 47V48H262ZM262 47H260L258 50H257V52H255L254 53V55L256 54V53H259V52H261V51H263V49H264V45L262 46ZM8 48V47H7ZM150 48V47H149ZM148 48V49H149ZM223 48V47H222ZM221 48V49H222ZM242 48V47H241ZM240 48V49H241ZM5 49V48H4ZM128 49H129V51H128ZM154 49V48H153ZM159 49H161V48H159ZM189 49V48H188ZM219 49V48H218ZM225 49V48H224ZM244 49V48H243ZM253 49V50H252ZM262 49V50H261ZM12 50H13V48H12ZM127 50V51H126ZM156 50V49H155ZM188 51V50H187ZM219 51V50H218ZM229 51H230V49H229ZM244 52H246L245 50H243ZM255 51V50H254ZM253 51V52H254ZM259 51V52H258ZM75 54H73V53ZM193 52V51H192ZM128 53V54H127ZM158 53V52H157ZM262 53V52H261ZM259 53V57L257 58L258 59V61L260 62V64H261V61H263L264 62V58H261V57H264L263 55H264V53ZM127 54V55H126ZM188 55H189V53H187ZM186 54V55H187ZM243 54V53H242ZM245 54V53H244ZM1 55V54H0ZM11 55V56H10ZM159 55V54H158ZM252 55V54H251ZM261 55V56H260ZM19 56V57H18ZM21 57V58H20ZM126 57V58H125ZM187 56H185V58H186ZM220 57V56H219ZM18 58V60L20 61V63L22 64V66H24V67H22L19 63H18V61L16 60ZM23 58H26V59H28L27 61L29 62V61H33L34 63H35V65L34 64H32L31 62H29V64L31 63L32 64V67H35L34 69L36 70V71H33V69H31L30 68V66H31V64L29 65L28 64V62H25L24 63V60H23ZM153 58H155V56L153 57ZM188 58V57H187ZM215 58V57H214ZM253 58H254V56H253ZM259 58H260V60H259ZM133 59V60H132ZM191 59V58H190ZM252 59V58H251ZM128 62H127V61ZM155 60V59H154ZM222 60V59H221ZM253 60V59H252ZM255 60V59H254ZM7 61H9L12 65H14V66H12L10 63H8ZM15 61V62H14ZM26 61V60H25ZM130 61V62H129ZM159 61V60H158ZM158 61H157V63H158ZM176 61V62H175ZM224 61V60H223ZM149 62V61H148ZM226 62V61H225ZM252 62V61H251ZM262 62V64H264ZM15 63V64H14ZM49 63V64H48ZM137 63H142V62H140V61H138ZM144 63V62H143ZM142 63V64H143ZM156 63V62H155ZM156 63V64H157ZM179 63V62H178ZM195 63V62H194ZM250 63V62H249ZM248 63V64H249ZM254 63V62H253ZM26 64H28L27 66H28V68H30V69H27V66L25 67V65ZM46 64H48V66L50 65L52 68H54V69H57L58 67H60L61 68V70H62V72H64V73H60L59 71H61L60 70V68H59V71H58V74L60 73L61 74V77H62V74L64 75L65 74V76L66 77H64V79H63V77L61 78V77H58V80H56L55 79V81H50V83H49V80L51 79H49L46 75H50V73H51V71L50 70H52V68L51 67H49V72L46 74V71H45V73H43L44 71L43 70H46V69H48V67L45 69V65ZM144 64H146V63H144ZM162 64V63H161ZM141 65V64H140ZM165 65V64H164ZM193 65V64H192ZM229 65V64H228ZM227 65V66H228ZM7 68H6V67ZM145 66V65H144ZM153 66V65H152ZM156 66V65H155ZM166 66H168V65H166ZM177 66V65H176ZM189 66H190V63H189ZM195 66H196V64H195ZM255 66V65H254ZM13 67V68H12ZM158 67V66H157ZM229 67V66H228ZM158 68H160V67H158ZM157 68V69H158ZM162 68V67H161ZM177 68H179V67H177ZM192 68V67H191ZM195 68V67H194ZM250 68L251 69H249L248 70V72H250L251 73V76H256L257 78L259 77L258 76V74L259 73H261V72H257V70H255L256 72L254 73V69L252 68V66H250ZM5 69H7L6 71H5ZM12 69V70H11ZM13 69H14V71H13ZM23 69H25V71L23 70ZM53 69V70H54ZM63 69H64V71H63ZM143 71H142V70ZM164 69V68H163ZM166 69H169L167 72H169V71H171L173 68L172 67H169V68H167L166 67ZM246 69V68H245ZM256 69V68H255ZM28 70H32V72H27ZM41 72H40V71ZM58 70V69H57ZM72 70V71H71ZM5 71V72H4ZM13 71V72H12ZM43 71V72H42ZM48 71V70H47ZM56 71V70H55ZM54 71V72H55ZM69 72V73H67V72ZM126 71L130 74V76H132V77H130L129 76V78L127 77L128 76V74H127V76H126V78L124 77L125 75H126ZM146 73H145V72ZM161 69L158 71L159 72V74H157V75H160V74H162L161 73ZM185 71H187L188 72V70H185ZM253 71V72H252ZM7 72H8V74H7ZM12 72V73H11ZM34 72H37V73H34ZM70 72H73V74L71 73V75H73V76H75L76 78H75V81L77 82V83H75L76 84V86H78L77 88H73L71 91H70V93H67V92H69V91H67L66 92V90L68 89L67 87H68V85H67V87L65 88V86H64V84L62 85V83H65L66 81H62V79L63 80H68V78H71V79H73L72 77H67V75L68 76H70ZM158 72H156V73H158ZM163 72V71H162ZM165 72V71H164ZM172 72H174V71H171V73L169 72V74H172ZM183 72V71H182ZM25 73H33V74H31V76H33V78H34V80L36 81H38L39 80V85H41V86H39V88H41L40 90H38L39 91V94H37V93H35V92H33L34 90L36 91L37 89H38V85H37V89L35 88V86L33 87L31 84H33V83H31V80H32V78L30 79L27 75H25L27 78H29V79H27V78H25L24 77V75L23 74H25ZM39 73H42V74H44V75H40ZM176 73H174L175 74V76H176ZM252 73H254V74H252ZM258 73V74H257ZM10 74H12L13 76H11ZM35 74V75H34ZM38 74V75H37ZM52 74H53V72H52ZM51 74V75H52ZM110 75V77L112 76V78L108 81L107 80V77H109V75ZM146 74V75H145ZM148 74V75H147ZM151 74H154V76L153 77H151V79H150V77L149 76H151ZM164 74V76L166 77V74L165 73H163ZM163 74H162V76H163ZM168 73H167V76L169 75ZM256 74V75H255ZM7 75L9 76L10 75V77H7ZM41 76V78H40V76ZM108 75V76H107ZM124 75V76H123ZM145 77H144V76ZM260 75V74H259ZM30 76V75H29ZM30 76V77H31ZM35 76H39V78L40 79H38L37 77H35ZM56 76V75H55ZM122 76H123V79H122ZM148 76V78H146ZM161 76V75H160ZM161 76V77H162ZM163 76V77H164ZM171 76V78L173 77V74L172 75H170ZM169 76V77H170ZM175 76H174V78H175ZM264 76V75H263ZM54 76H52V78H53ZM109 77V78H110ZM143 77V78H142ZM156 77H158V79H159V76H156ZM155 77V78H156ZM163 77H162V79H163ZM181 77H183V80H182V82H183V86L181 85ZM0 78V79H1ZM8 78V79H7ZM25 78V79H24ZM37 78V79H36ZM55 78V77H54ZM66 78V79H65ZM120 78V79H119ZM167 78V77H166ZM184 78H191L190 80H186V79H184ZM173 79V78H172ZM171 79V80H172ZM23 81V82H25L24 84H21L22 82L21 81ZM24 80H26V81H24ZM34 80H32L33 82H34ZM40 80H41V83H40ZM70 80V79H69ZM97 80H99V82L102 80H104L102 83L100 82V84L99 85H103L102 86V89L100 90L98 87H94L93 88V84L92 83H98V81ZM155 80H157V79H154V82H155ZM165 80V79H164ZM168 80H169V78H168ZM171 80H169V81H171ZM192 80V84H191V82H189V81H191ZM259 80V79H258ZM78 81H79V84H78ZM163 81V80H162ZM165 81H167V79L165 80ZM164 81V82H165ZM168 81V82H169ZM175 82V80L173 79L171 82ZM188 81V82H187ZM203 81H204V79H203ZM262 81V80H261ZM264 81V80H263ZM15 82L17 83H20V85L19 84H17V87H18V85H19V87L18 88H20V90L17 88L16 90H17V92L16 91H11V92H9L8 90H12V89H14L15 90V88H16V86H14L15 85ZM28 82V84H26ZM48 82V83H47ZM52 82V83H51ZM117 82V83H116ZM153 82V83H154ZM160 82V81H159ZM185 82H187V83H189L190 85H188V84H186ZM260 82V81H259ZM30 83V84H29ZM35 83V82H34ZM104 83V84H103ZM120 83H122V82H120ZM128 83V84H129ZM148 83H150V82H148ZM167 83V82H166ZM203 83V84H202ZM206 83V82H205ZM261 83V82H260ZM74 84V85H75ZM80 84H81V86H80ZM92 84V85H91ZM95 84V85H96ZM125 84H126V82H125ZM172 84V83H171ZM187 86H189L190 88V90H188V87H186L185 85ZM26 85H28L27 87H25ZM35 85V84H34ZM89 85H91V87H92V89L91 88H88V90L89 89H91V90H86V88H85V86H89ZM127 85V84H126ZM143 85V86H142ZM148 85V84H147ZM180 85H181V87H180ZM193 85H195V87H192ZM13 86L15 87V88H13ZM22 87V89H21V87ZM29 86L31 87H33V89L31 90V88L29 89ZM73 86V85H72ZM84 86V89L86 90V92H85V90L82 88ZM120 86V85H119ZM142 86V87H141ZM152 86V85H151ZM154 86V85H153ZM157 86V85H156ZM159 86V85H158ZM168 85H166V87H167ZM186 88H185V87ZM197 86H198V89H197ZM23 87H25V88H27V89H25V88H23ZM70 87V86H69ZM90 87V86H89ZM138 87V88H139ZM145 87H146V85H145ZM144 87V88H145ZM147 87H149V86H147ZM179 87V88H178ZM121 88V87H120ZM143 88V89H144ZM161 88V87H160ZM193 88H195V89H193ZM202 90H201V89ZM258 88H260V87H258ZM23 89H25V90H23ZM78 89V90H77ZM79 89H80V91H81V93H79L80 91H79ZM82 89V90H81ZM130 89V88H129ZM155 89V88H154ZM171 90H173V88L171 87L170 88ZM7 90V91H6ZM19 90V91H18ZM22 90V91H21ZM29 90H31V91H29ZM83 90H84V92H83ZM97 90V91H96ZM146 90H148V89H146ZM164 90V89H163ZM257 90V89H256ZM79 91V92H78ZM94 91V92H93ZM95 91L96 92H101V93H96L95 94ZM124 91V90H123ZM132 90L130 89V92H131ZM138 91V90H137ZM191 93H190V92ZM196 91V93H198ZM210 91V90H209ZM208 90L207 91H205V93L207 92H209ZM3 92V93H2ZM5 92H7V93H5ZM12 92H13V94H15V95H13L12 94ZM21 92V93H20ZM25 92H27V94H28V92H29V94L30 93H35L34 95H32V94H30V95H27V94H25ZM71 92H73V93H71ZM79 94H78V93ZM83 92V93H82ZM88 92H92L95 96H89L88 98H87V96H86V94L88 93ZM133 92L135 93V91L133 90ZM166 92V91H165ZM171 92V91H170ZM173 92V93H174ZM258 92V91H257ZM264 92V91H263ZM11 93V94H10ZM18 93H19V95H18ZM146 93V92H145ZM161 93H163V91H161ZM205 93L204 94H202L203 95V97H201V96H198L199 94H197V97H198V99L200 98H204V97H206V100L205 101H208V99L212 102V100H214V98H215V94L212 96V98H210V94H211V92H210V94H209V96H208V94H207V96L205 95ZM16 94H17V96H16ZM23 94V95H22ZM78 94V95H77ZM81 94V96H79ZM85 94V95H84ZM119 94H121L120 92H119ZM165 94V93H164ZM200 94V95H201ZM25 95V96H24ZM29 96V97H27V96ZM83 95H84V98L85 99H83ZM87 95H91V94H87ZM123 95H124V93H123ZM122 95V96H123ZM128 95H129V93H128ZM137 95V94H136ZM166 95V94H165ZM205 95V96H204ZM253 95V94H252ZM252 95H250V96H252ZM1 96V95H0ZM24 98H22V97ZM31 96V97H30ZM97 96V97H96ZM132 96V95H131ZM162 96V95H161ZM8 97H7V99H8ZM33 97V98H32ZM77 97V98H76ZM82 97V98H81ZM92 97H93V99H92ZM118 97V98H117ZM133 97V96H132ZM152 97V96H151ZM153 97H154V95H153ZM169 97V96H168ZM192 97H194V99L193 100H196V96H192ZM242 97H243V95H242ZM253 97L254 96H252L251 98H252V100H253ZM15 98H18V99H15ZM126 98V97H125ZM130 98V97H129ZM134 98H136V97H134ZM139 98V97H138ZM137 98V99H138ZM143 98H145V96L143 97ZM167 98V97H166ZM3 99V98H2ZM10 100H11V98H9ZM26 99V100H25ZM81 99H83L84 100V102H83V100L81 101ZM158 99V98H157ZM161 99H165V96H164V98L163 97H161ZM256 99H257V97H256ZM13 100V101H14ZM77 100H78V102H83V103H78L77 102ZM129 100V99H128ZM139 100V99H138ZM143 100V99H142ZM165 100H168V99H165ZM3 101V100H2ZM126 101V100H125ZM144 101V100H143ZM143 101H141V102H143ZM147 101V100H146ZM172 101L174 102L173 104H170V103H172ZM201 101H203V99L201 100ZM250 101V100H249ZM248 101V102H249ZM257 101V100H256ZM256 101H254V102H256ZM14 102H16V101H14ZM127 102V101H126ZM132 102V101H131ZM176 102V103H175ZM214 102V101H213ZM11 103H12V101H11ZM119 103H121V102H119ZM123 103H124V99H123ZM130 103V102H129ZM133 103V102H132ZM147 103H151V101L150 102H147ZM154 103V102H153ZM166 103V102H165ZM193 103H197L196 101L195 102H193ZM203 103H205L204 101H203ZM259 103V102H258ZM17 105H19L18 103H16ZM134 104V103H133ZM200 104H202V102L200 103ZM250 104V103H249ZM20 105V106H21ZM123 105V104H122ZM136 105V104H135ZM140 105V104H139ZM161 105V104H160ZM185 105H187V106H185ZM191 105V104H190ZM234 105V104H233ZM232 103H231V105H230V107L232 108ZM253 105V104H252ZM255 105V104H254ZM28 106V107H27ZM150 106V105H149ZM152 106V105H151ZM156 106H157V104H156ZM163 106V105H162ZM169 106V107H168ZM262 106V105H261ZM59 107H61L60 109H59ZM119 107H120V105H119ZM138 107V106H137ZM141 107H143L144 108V105H142ZM140 107V108H141ZM153 107V106H152ZM189 107V106H188ZM188 107H187V109H186V111L184 112L185 114H188L189 115V111H188ZM192 107V106H191ZM128 108H129V106H128ZM139 108V107H138ZM137 108V109H138ZM154 108V107H153ZM263 108V107H262ZM262 108H260V113H261V110H262ZM57 109H59V110H57ZM28 110V109H27ZM26 110V111H27ZM33 110V111H32ZM129 110V109H128ZM136 110V109H135ZM139 110V109H138ZM137 110V111H138ZM146 110V109H145ZM191 110V109H190ZM252 110V109H251ZM2 111V110H1ZM141 114H137L138 115V118L140 119L141 117H139V115H143L142 113H143V111H144V109H141ZM147 111V110H146ZM188 111V112H187ZM263 111H264V109H263ZM22 112V111H21ZM59 112H65L64 114H66L67 113V116H69V117H67L66 115L64 116V114L63 115H61V113H59ZM127 112V111H126ZM130 112V111H129ZM140 112V111H139ZM138 112V113H139ZM159 112V111H158ZM191 112V111H190ZM110 113H112V114H110ZM134 113H136L135 111H134ZM144 113H145V111H144ZM164 113V114H163ZM175 113V114H174ZM177 113H179V115H176ZM20 114V113H19ZM108 114H110L111 116H110V118H112L111 119V121H110V118L108 117ZM130 114H132V113H130ZM152 114H154V113H152ZM173 114V115H172ZM258 114V113H257ZM21 115V114H20ZM29 115H31V116H29ZM33 115V116H32ZM136 115V116H137ZM164 115H167V117L165 116L164 117ZM175 115V116H174ZM191 115H192V112H191ZM190 115V116H191ZM230 115H234V114H230ZM65 117V118H63V117ZM183 116L185 117V115L183 114ZM187 116V115H186ZM261 116V115H260ZM264 116V115H263ZM60 117H62V118H60ZM71 117V118H70ZM109 119H108V118ZM121 117V116H120ZM120 117H119V119H120ZM129 117H130V115H129ZM143 117V116H142ZM154 117V116H153ZM192 118H193V115L191 116ZM59 118H60V121H59ZM69 118V119H68ZM124 118H126V114H125V117H123V119ZM131 118V117H130ZM133 118H134V120L137 118V117H134L133 116ZM137 118V119H138ZM148 118V117H147ZM159 118V119H158ZM170 118V119H169ZM189 118V117H188ZM188 118H187V120H188ZM232 118H234L235 119V116H233ZM258 118H259V116H258ZM264 118V117H263ZM16 119V118H15ZM38 119H42V123L43 124H45V122H43L44 120L46 121L47 120V122H49L50 120V123L52 122L53 123V121L55 120V123H51V126L49 125V124H45V125H48V126H50V128H52V125H53V127H55V128H53L52 129V131H54V129L56 130V127L57 128H59V123H58V125L56 124V121H59V122H61V121H63V122H61L60 123V125H63V123L65 122H70L71 120H72V123H69V125H68V123L66 124L67 125V127H69V129H67V127L65 126L64 127V125H65V123H64V125H63V127L62 128H59L60 130H58L57 132H59L60 134L62 133V131H64V129L66 128L68 131H64L63 133H65V134H61V135H63L62 137L60 136V134L58 133H56L55 131V133L56 134H53V132H47L48 134H50L51 133V135L53 134V137H55V135L58 137V143L60 142L59 140H61V138H62V143L60 144H58L57 142H54V141H52L54 138L52 137L51 139L49 138V139H46V138H48V136L49 135H47L46 133H45V135H44V133H42V135L40 134V136L38 135V136H36V138L34 137V136H32V134H34L33 132H35L34 130V127H33V125H32V123H34L35 122V120H36V122H35V128H36V126H37V124H40V121L38 122ZM58 119V120H57ZM66 119V120H65ZM106 119V120H105ZM107 119L109 120V122H108V126H107V130H105V125H107ZM119 119H118V121H119ZM129 119V118H128ZM137 119L135 120L136 122H137ZM143 119V118H142ZM162 119V120H161ZM167 119V120H166ZM177 119V118H176ZM180 119V118H179ZM190 119V118H189ZM4 122H3V121ZM7 120V119H6ZM121 120V119H120ZM133 120V121H134ZM145 120V119H144ZM178 120V119H177ZM177 120H175V121H177ZM198 120V119H197ZM236 120V119H235ZM1 121L3 122V123H1ZM18 121V122H17ZM22 121H25V122H22ZM117 121V122H118ZM122 121V120H121ZM132 121V122H133ZM155 121V120H154ZM185 121V120H184ZM183 121V122H184ZM7 124H6V123ZM9 122V121H8ZM106 122V123H105ZM111 122V123H110ZM112 122H113V124H112ZM130 122H131V119H130ZM136 122H135V124L134 125H136ZM140 121L138 120V122H137V125L139 126V123ZM150 123H151V121H149ZM179 122H181L180 120H179ZM178 122V123H179ZM196 122V121H195ZM26 124V126H28V128L30 127V129H28L27 128V131L28 132H21L20 131V127L22 126L23 127V125L22 124ZM110 123V124H109ZM125 123V122H124ZM127 123V122H126ZM134 123V122H133ZM177 123V122H176ZM200 123V122H199ZM13 124L15 125V124H17V126H18V124H21V126H18V128H16V125H15V127L13 126ZM116 124H118V123H116ZM119 124H120V121H119ZM118 124V125H119ZM31 125H32V128H31ZM56 125V126H55ZM111 125V126H110ZM117 125V126H118ZM130 125V124H129ZM147 125V124H146ZM158 125V126H159ZM186 125V124H185ZM26 126H24V127H26ZM110 126V127H109ZM120 126V125H119ZM137 126V127H138ZM159 126V127H160ZM168 126V127H167ZM182 126H183V124H182ZM188 126V125H187ZM200 126V125H199ZM198 126V127H199ZM233 125H230L229 127H227V128H229L228 130H231V132H233L232 130H235L237 127H235V126H233ZM71 127V128H70ZM115 127H116V125H115ZM147 127H150V126H147ZM146 127V128H147ZM162 127V128H163ZM40 128V127H39ZM42 128V127H41ZM48 128V127H47ZM64 128V129H63ZM127 128H128V130H127ZM145 128V129H146ZM169 128L171 129V130H169ZM178 128H183V127H178ZM194 128H195V130H194ZM197 128V129H196ZM231 128V129H230ZM38 129V128H37ZM37 129H36V131H37ZM121 129V128H120ZM125 129H124V131L122 130V133L124 134V132H125ZM149 129H148V131H149ZM24 130H26V128L25 129H22V131H24ZM137 130H141V129H138L137 128ZM160 129L158 128V131H155V133L157 132H160L159 131ZM181 130V129H180ZM227 130V131H228ZM238 130V129H237ZM39 131V130H38ZM42 131V130H41ZM45 131H47V129L45 130ZM49 131V130H48ZM146 131V130H145ZM236 131V130H235ZM30 132H32V134H30ZM28 133V134H27ZM40 133V132H39ZM66 133H69V137H70V135L72 136L71 137V139H73V140H71V139H69V138H66V137H68V136H65L66 135ZM109 133V134H108ZM127 133H129V134H127ZM156 133V134H157ZM164 133V132H163ZM166 133V132H165ZM181 133V134H180ZM156 134H155V136H156ZM178 134V135H177ZM185 134V135H184ZM27 135H31L30 137H34L33 138V140H32V143H31V139L29 138V136H27ZM144 135V134H143ZM161 134L159 133V136H160ZM171 135V136H170ZM181 135V136H180ZM44 136H45V139H46V141H45V139H44ZM120 136V135H119ZM119 136H118V138H119ZM174 136H176L175 138H174ZM187 136L189 137V138H187ZM50 137V136H49ZM57 137L54 139L55 141H56V139H57ZM61 137V138H60ZM167 137V138H166ZM172 137H173V139H172ZM179 137V138H178ZM193 137H194V139H195V141L193 140ZM196 137H198V138H196ZM41 138H43L44 140H42ZM74 138H77L76 140L74 139ZM120 138H121V136H120ZM134 138H136V139H134ZM148 138V139H147ZM190 138H192V141H187L188 139H190ZM213 138V137H212ZM29 139H30V142H29ZM35 139H39V141H40V144L41 143H44V144H41V145H43L44 147H45V145H46V149H55V155L57 156V158H55V155L53 156L55 159H59V158H62L61 156L62 155H57L56 154V151H57V148L58 147H60V149L58 150V151H62V148L64 149V150H67L68 151V153L66 152V151H64L63 150V152L62 153H64V152H66V153H64V154H67V155H65V156H67V157H69V159L67 158V157H65V156H63V157H65V158H63L64 160L65 159H67L66 161H68V163L66 162V161H64L63 162V164L64 163H66V164H68L67 166H66V164H62V165H58L57 164V166L55 165V167H57V168H59L60 166L62 167L63 166V168L65 169V170H67V171H64V169H60V171H61V174H60V171H59V175H57V171H56V169L54 168V163L56 162H58V161H56L55 159H54V163L52 164V163H50V162H48L50 159H51V157L50 156H52L53 155V151L54 150H51V153L49 152V151H46V149L45 148H40V150L42 151V152H44V150H45V152L44 153H42L40 150L39 151H37L36 150V152L35 151H33V150H35V148L34 147H36V145L37 144H34L33 145V141L35 140ZM63 139H65V141L63 140ZM112 139V140H111ZM149 139L151 140V141H155V143H156V145H155V143L154 142H151V141H149ZM152 139H154V140H152ZM172 139V140H171ZM176 139V140H175ZM207 139V138H206ZM48 140H50V141H52L51 142V144H50V141H49V143L47 142ZM78 140H80L81 142L79 143V141ZM138 140V141H137ZM158 140V142H156ZM207 142H205V141ZM215 140V139H214ZM213 140V142H215V143H217L216 141H214ZM44 141V142H43ZM69 141V142H68ZM75 141H77L76 143H75V145H74V142ZM148 141H149V143H148ZM177 141V142H176ZM35 142V141H34ZM84 142V143H83ZM119 142H121V143H119ZM123 142H124V144L126 145L127 144V148L128 149H130V153H132V154H130V156H132V160L129 158V157H127V159L129 158L130 159V161L128 162V160L126 159V156H129V152L127 151L126 152V154H124V149L126 150L127 148L125 147V145H123ZM126 142V143H125ZM134 142H135V144H134ZM139 143L140 142V144H136V143ZM144 142V141H143ZM151 142V143H150ZM189 142H192V144L191 143H189ZM212 142V144H214ZM36 143V142H35ZM54 143H55V145H54ZM56 143H57V145H58V147H54V146H57L56 145ZM147 143L149 144V145H147ZM154 143V144H153ZM30 144L32 145V146H34L33 148L30 146ZM38 144H39V142H38ZM47 144H48V146H47ZM49 144L52 146L53 145V147H51L50 148V146H49ZM69 144V145H68ZM72 144H73V147L74 146H76V144H79L78 146H82V147H80V149L81 148H83L84 147V150L83 149H81L84 153H82L84 156H86V160H85V157L83 156H81L80 158H82V159H84L85 160V162L84 161H82L81 162V160L82 159H79V158H77L76 156L78 155L77 154V151H75V152H73L72 150H70V149H74L73 147H72ZM81 144V145H80ZM134 144V145H133ZM152 144H153V146H152ZM206 144V145H205ZM41 145H39V146H41ZM61 145H63L62 147H61ZM84 145V146H83ZM120 146V150L118 149V151H117V149L116 148H118V146ZM131 145H132V150H131ZM137 145V146H136ZM141 145V147H139ZM152 147H151V146ZM205 145V146H204ZM38 146V147H39ZM42 146V147H43ZM122 146V147H121ZM124 146V147H123ZM130 146V147H129ZM135 146V148L137 147H139L138 149L139 150H141L140 148H142V152L140 153L139 152V150L137 151L135 148H133ZM147 146H150V148L149 147H147ZM154 146H156V147H154ZM158 146H160V150H158L157 149V151H155L154 150V148H157ZM163 146H165V147H163ZM48 147V148H47ZM68 147V148H67ZM72 147V148H71ZM77 147V146H76ZM147 147V148H146ZM161 147H163L164 149H162ZM204 147V148H203ZM29 148H31L32 150V152H30L29 151ZM37 148V147H36ZM124 148V149H123ZM143 148H144V150H143ZM205 148V149H206ZM39 149V148H38ZM135 149V150H134ZM150 150V153H148L149 152V150ZM163 151H162V150ZM188 149H190V150H188ZM70 150V151H69ZM80 150V151H81ZM147 150H148V152H147ZM185 150V151H184ZM188 150V151H187ZM29 151V152H28ZM119 152V153H117V152ZM132 151V152H131ZM137 151V152H136ZM153 153H152V152ZM161 151V153L159 154V152ZM27 152H28V154L29 153H31V155L34 153H36L34 156H31V158L33 157V162L31 161V163H34V164H36V165H32L33 167H35V166H37V168H39L38 166L40 165V169H41V166H42V164H43V167H44V165H48L49 167H51L50 169H52V170H50V169H48V167H45V168H43V169H45V170H49L50 172L52 171L53 172V174H51L49 171H47L46 173L45 172H43V171H41L40 169V171H41V174H38V172L35 170V168H30V166H27L26 168H27V171L25 170V169H23L24 167L22 166V168H20L19 169V166L21 167V164L22 165H24V162L26 161V164H30V154L28 155L27 154ZM37 152L39 153V154H41V156L39 155V154H37ZM73 152V153H75V154H71V153ZM140 154H139V153ZM185 152L187 153V154H185ZM195 152V151H194ZM208 152V151H207ZM58 153V152H57ZM123 153V154H122ZM152 153V154H151ZM157 153V154H156ZM197 153V152H196ZM209 153V152H208ZM28 155V159L26 160V157H27V155ZM59 154H61V153H59ZM68 154H71V155H73L74 156V158L73 159H75V158H77V160H78V162H79V164H78V162H77V160L75 161V160H71V158L73 157V156H68ZM77 154V155H76ZM117 154V156H114V155H116ZM120 154H122L121 156H120ZM149 154V155H148ZM152 156H151V155ZM155 156H154V155ZM182 154H185L186 155V157L184 156V155H182ZM23 155H24V158H22L23 157ZM38 157H37V156ZM43 155V156H42ZM80 155H81V153H80ZM125 155V156H124ZM79 156V155H78ZM104 156V158L106 157L107 158V156L109 157V158H107V161L105 162L103 159L104 158H102ZM112 156V157H111ZM114 156V157H113ZM119 156V157H118ZM123 156V157H122ZM212 156V155H211ZM41 157V158H40ZM114 158V160L113 159H111V158ZM118 157V158H117ZM182 157H185V159H183ZM194 157V156H193ZM196 157H197V155H196ZM195 157V158H196ZM229 157V156H228ZM3 158V159H2ZM38 158H40V160L38 161L37 159ZM115 158H117L119 161H117ZM122 159V160H124V159H126L125 161H126V164L124 163V162H122V163H124V164H122L121 162H120V159ZM124 158V159H123ZM192 158V157H191ZM194 158V159H195ZM23 159H25V160H23ZM62 159V160H63ZM103 160V162L102 161H99V160ZM111 159V160H110ZM182 159H183V161H182ZM215 159V158H214ZM226 159H227V157H226ZM24 162H23V161ZM36 160H37V162H36ZM48 160V161H47ZM61 160V159H60ZM187 160V159H186ZM189 160V159H188ZM204 160V159H203ZM17 161H19V163H21V164H19ZM42 161V162H41ZM44 161H46V162H44ZM51 161H53V158H52V160ZM71 161V162H70ZM75 161V162H74ZM111 161H113V162H115L114 164H116L117 162H120V164H121V167H120V165H119V167L117 166L118 164H116V166H114V164H113V162L112 163H110ZM8 162V163H7ZM29 162V163H28ZM40 164H39V163ZM49 164H48V163ZM77 162V163H76ZM83 162L85 163V164H83ZM99 162L101 163L102 162V164H104V166L102 165V164H99ZM110 164H108V163ZM128 162V163H127ZM132 164H131V163ZM187 162V161H186ZM201 162V161H200ZM45 163V164H44ZM47 163V164H46ZM58 163H60V161L58 162ZM61 163H62V161H61ZM60 163V164H61ZM81 163H82V165H83V167H82V165H81ZM105 163H107V165L109 166L108 168H109V170L111 171H107V167L105 166L106 164ZM207 163V162H206ZM17 164V165H16ZM19 164V165H18ZM50 164H52V165H50ZM101 165V166H99V167H102V168H100L99 170H101L100 172H96L97 171V169H98V165ZM193 164V163H192ZM191 164V165H192ZM201 164V163H200ZM85 165V166H84ZM114 166V167H112V166ZM122 165H124V166H122ZM187 165H189V164H187ZM186 165V166H187ZM199 165V164H198ZM31 166V167H32ZM77 166H80V168L79 167H77ZM87 166V167H86ZM29 167V168H28ZM66 167V168H65ZM86 169H88V167H89V169L87 170V171H84V170H86ZM92 167H97V168H92ZM111 167V168H110ZM115 167H118V168H116L115 169ZM125 168V169H123V168ZM180 167V168H179ZM188 167V166H187ZM198 167H200V166H198ZM207 167V166H206ZM214 167V166H213ZM251 167H252V165H251ZM256 166H254V168H255ZM74 168H75V170H74ZM76 168H78L77 170L79 171V170H81V172H80V174H79V172L76 170ZM82 168H84V169H82ZM104 168H105V170H104ZM121 168L123 169L122 170V172H120L121 171ZM182 168V169H181ZM189 168H190V165H189ZM191 168H192V166H191ZM190 168V169H191ZM13 169V170H12ZM16 169H19V170H16ZM30 169H33V170H30ZM117 169L119 170V171H117ZM179 169V170H178ZM217 169V168H216ZM24 170H25V172H24ZM56 171V174L54 173L55 171ZM58 170V169H57ZM64 172H63V171ZM69 170V171H68ZM72 170V173L70 172ZM83 170V171H82ZM98 170V171H99ZM257 170V169H256ZM8 171V172H9ZM73 171H75V172H73ZM92 171H94V173L92 172ZM104 171H105V174H103L104 173ZM109 172V174L107 173V172ZM180 171V172H179ZM192 171V170H191ZM3 172H5V173H3ZM32 172H37V173H32ZM49 172V174H47ZM90 172H92L93 174H90ZM95 172L97 173V174H95ZM194 172V171H193ZM199 172V171H198ZM210 172V171H209ZM212 172H213V170H212ZM42 173H44L43 175H44V177H41L42 176ZM73 173H74V176H76V177H74L73 176ZM77 173H78V175H77ZM196 173V172H195ZM11 175L12 174H14V172H12V173H10ZM18 174V176L20 175L19 173H17ZM45 174H47V176L45 175ZM67 174H69V175H67ZM72 174V175H71ZM92 175V176H88V175ZM99 174H101V176L102 175H105V177L103 176V178L105 179H102L104 182H102L101 180H99V181H96L97 179V177H99V179L101 178L100 176H98ZM252 174V173H251ZM9 175V174H8ZM11 175H9V177L11 176ZM38 175H40L39 177H38ZM71 175V176H70ZM96 175V176H95ZM107 175H109V179L107 178L108 176ZM218 174H216V176H217ZM253 176H254V174H252ZM66 176H68V178L69 177H71L70 179H67V177ZM73 176V177H72ZM107 176V177H106ZM207 176V175H206ZM250 176V175H249ZM252 176V177H253ZM15 177V178H16ZM93 177V178H92ZM178 177V176H177ZM251 177V178H252ZM257 177V176H256ZM73 178V179H72ZM175 178V177H174ZM179 178H181V176H179ZM190 178V177H189ZM250 178V179H251ZM5 179V178H4ZM10 179H14V175H13V177H10ZM93 179L95 180V182L93 181ZM108 179V180H107ZM176 179V178H175ZM184 179V178H183ZM204 180H205V178H203ZM4 181V182H2V181ZM72 180V181H71ZM170 181H171V179H169ZM188 180V179H187ZM208 180V182H209V180H210V178H208L207 179ZM106 181V182H105ZM175 181H177V182H179V180H175ZM7 182V181H6ZM97 182H101V183H97ZM173 182V181H172ZM177 182H176V184H177ZM182 182V181H181ZM186 182V181H185ZM184 182V183H185ZM199 182V181H198ZM251 182V181H250ZM259 182V181H258ZM10 183V184H9ZM62 183V184H61ZM168 184L170 183V182H167ZM192 183V182H191ZM191 183H189V185L188 186H191L190 184ZM207 183V182H206ZM57 184H61V185H57ZM193 184H194V186H193ZM259 184H260V182H259ZM62 185H64V188H61L62 189V191H61V189L60 188H56L57 186L58 187H60V186H62ZM172 185V184H171ZM179 185V184H178ZM187 185V184H186ZM196 185V182L195 183H192V188L193 187H198V186H195ZM201 185V184H200ZM206 185V184H205ZM250 185H251V183H250ZM256 185V184H255ZM258 185V184H257ZM161 186V187H160ZM3 187V188H2ZM63 187V186H62ZM66 187V188H65ZM173 187V186H172ZM180 186H178V188H179ZM186 187V186H185ZM202 187H203V185H202ZM207 187V186H206ZM135 188V189H134ZM141 188V189H140ZM143 188H146V189H143ZM212 188V187H211ZM254 188V187H253ZM252 188V189H253ZM256 188V187H255ZM254 188V190H256ZM57 189H58V191H57ZM137 189H139L140 190V192L138 193L137 191ZM158 189H161L160 191H158ZM187 189V188H186ZM199 190H200V188H198ZM205 189V188H204ZM133 190H136V191H134V193H133ZM164 190V189H163ZM170 190V192H171V188L169 189ZM185 190V189H184ZM183 190V191H184ZM187 190H189V187H188V189ZM186 190V191H187ZM254 190H252V191H254ZM263 190H264V187H263ZM147 193H146V192ZM148 191H149V193H148ZM248 191V190H247ZM246 191V192H247ZM257 191V190H256ZM28 192V193H27ZM129 192H132L131 194L129 193ZM145 193L146 195L147 194H149V195H147V197H145L146 195L145 194H142V193ZM154 192V193H153ZM157 192H159V194L161 193V195H159ZM196 192V191H195ZM208 192V191H207ZM215 192V191H214ZM213 192V193H214ZM251 192V190L249 191V193ZM119 193H120V195H119ZM127 193V194H126ZM136 193V194H135ZM150 193H151V195L152 196H150ZM158 194V195H154L153 196V194ZM183 193H185V192H183ZM256 193V192H255ZM255 193H253V194H255ZM27 194L29 195L28 197V201H30V202H28L27 203V199H26V196H27ZM134 194V195H133ZM163 194H166V192L165 193H163ZM23 195V196H22ZM26 195V196H25ZM123 195V196H122ZM173 195V194H172ZM203 195V194H202ZM201 195V196H202ZM245 195V194H244ZM256 195V194H255ZM257 195H259V194H257ZM260 195H261V193H260ZM126 196V197H127ZM156 196H158V197H156ZM166 196V195H165ZM179 196H181V195H179ZM184 196V195H183ZM194 196V195H193ZM218 196H221L220 194L219 195H217L216 197H218ZM250 196V195H249ZM20 197H23L22 199H24V202H25V206H26V204H28L27 206H29V208L26 206L25 208H23V206L22 205H24V202H23V200L20 198ZM125 197V196H124ZM143 197V198H142ZM150 197V198H149ZM167 197V196H166ZM166 197H165V200H166ZM199 197V196H198ZM198 197H197V201H198ZM255 197V196H254ZM260 197V196H259ZM57 199V201H56V199ZM128 198V197H127ZM164 198V197H163ZM162 198V199H163ZM168 198H169V196H168ZM196 198V197H195ZM202 199H203V196L201 197ZM201 198L199 199V200H201ZM205 198H206V196H205ZM208 198V197H207ZM210 198V197H209ZM226 198V197H225ZM229 198V197H228ZM252 198V197H251ZM21 199V200H20ZM58 199H60L61 200V202H58V201H60V200H58ZM136 199V198H135ZM151 199V208L153 207V204L155 203L154 202V200H152ZM223 199V198H222ZM227 199V198H226ZM230 199V198H229ZM241 199H243L244 200V198H241ZM261 199H263V198H261ZM260 198H259V200H261ZM76 200L78 201V203H79V205H78V203L76 204ZM122 200V199H121ZM164 200V199H163ZM173 200V199H172ZM211 200V199H210ZM264 200V199H263ZM53 201H55L54 202V205L55 206H57V207H59L60 208V206H58V205H60V204H58V203H61V206H62V204H64V207L66 208V206H71V205H73V203H75L76 205H78V209H75V207H76V205L74 206H72V207H70V208H72V209H75L76 210V212H78L80 209V211L78 212V215L77 214H74V213H76L75 211L72 213L70 210H69V212H68V209L66 210L65 209V211H67V213H69V214H64V213H61V214H59V212L62 210H55V208L53 207V206H51L52 204H53ZM64 203H63V202ZM66 201V202H65ZM129 202L131 201L130 199L128 200ZM141 201V202H142ZM177 201V200H176ZM186 201V200H185ZM192 201V200H191ZM202 201V200H201ZM200 201V202H201ZM227 202H230L231 200H226ZM262 201V200H261ZM52 202V203H51ZM58 202V203H57ZM141 202H139V203H141ZM150 202V201H149ZM164 202V201H163ZM172 202V201H171ZM194 202V201H193ZM252 202V201H251ZM31 203V204H30ZM121 205H120V204ZM133 203V202H132ZM139 203H137V205H139ZM144 204L143 205H145V204H147V203H145V202H143ZM175 203V202H174ZM215 203H217V202H215ZM248 203V202H247ZM260 203V202H259ZM262 203H263V201H262ZM57 204V205H56ZM158 204H157V206H158ZM181 204V203H180ZM199 204V201H198V203L196 204V205H198ZM212 204V203H211ZM236 204V203H235ZM240 204V203H239ZM261 204V203H260ZM127 206H128V204H126ZM150 205H148V210H149V208H150ZM176 205H178V204H176ZM207 205H209V204H207ZM218 205V204H217ZM237 205V204H236ZM243 205V204H242ZM121 206V207H120ZM156 206V205H155ZM155 206H154V208H153V210H160V209H157V208H155ZM156 206V207H157ZM171 206H172V204H171ZM179 206V205H178ZM185 206V207H184ZM184 208L185 209H187L188 210V212H190L192 209H188L189 208V205H188V208H187V206H186V203L184 204ZM201 206H202V202H201ZM205 206V205H204ZM258 206V205H257ZM74 207V208H73ZM81 207V208H80ZM141 207H142V205H141ZM145 207V206H144ZM144 207L143 208H141L142 210H144ZM146 207H145V212L146 211H148V210H146ZM159 207H161L160 205H159ZM164 207H167V206H164ZM199 207H200V204H199ZM220 207V206H219ZM254 207V206H253ZM50 208V209H49ZM77 208V207H76ZM124 208H126V206L124 207ZM129 208V209H130ZM136 208V209H135ZM170 208V207H169ZM168 208V209H169ZM179 208V207H178ZM198 207H196V209H197ZM226 208V207H225ZM242 208V207H241ZM23 209V210H22ZM26 209V210H25ZM117 209H120V210H117ZM194 209H195V207H194ZM195 209V210H196ZM223 209V208H222ZM249 209V208H248ZM24 210L26 211V212H24ZM51 210H53V211H51ZM126 210V209H125ZM149 210V211H150ZM173 210H174V208H173ZM190 210V211H189ZM199 210V209H198ZM205 210V209H204ZM203 210V211H204ZM221 210V209H220ZM229 210V209H228ZM245 210H246V208H245ZM5 211H7V212H5ZM50 211H51V213H52V215L50 214ZM54 211H56V212H54ZM59 211V212H58ZM63 211V210H62ZM64 211V212H65ZM161 211V210H160ZM168 211V210H167ZM176 211V210H175ZM182 211H183V209H182ZM181 211V212H182ZM202 211V210H201ZM225 211V210H224ZM227 211V210H226ZM237 211V210H236ZM244 211V210H243ZM3 212V213H2ZM9 212V213H8ZM17 212H20V215H22V214H25L23 217H25L24 218V220H23V218H19V222L17 221V220H13L12 218H14L16 215H19V214H17ZM47 212V213H46ZM80 212H81V214H80ZM116 212V213H115ZM122 212H124V211H122ZM127 212H130V213H128V217L130 216H134V223L131 221L132 219H130V217H129V219H127L126 220V218H123L122 217V215L123 216H127ZM143 212V211H142ZM180 212V213H181ZM187 212V213H188ZM196 212V211H195ZM206 212H208V211H204L203 213H201V214H204V215H206V219H209L210 220V216H208V214L209 213H207V214H205ZM230 212H232V211H230ZM245 212V211H244ZM115 213V214H114ZM117 213H118V217H117ZM149 213V212H148ZM175 213V212H174ZM192 213V212H191ZM213 213V212H212ZM223 213V212H222ZM235 213V212H234ZM239 213V212H238ZM259 213V212H258ZM16 214V215H15ZM49 214V215H48ZM53 214L57 217V214H59V216L58 217H61L62 215V219L63 220H61V221H67V219H69V218H72V217H77V218H80L79 220L77 219L76 220V223H78V226H76V223H75V225H70V224H64V226L66 225V228H64V226H62L63 225V222L61 223V221H60V226L58 225V221L56 220V218L54 219H50L49 221H52V223L51 224H53L52 225V230H51V228L49 227H45V226H43L42 224H41V220H43L44 221V223H46V225H47V222H45L46 221V219L44 220L43 219V216L45 215V217H47V215L49 216V218L52 216L53 217ZM71 214V215H70ZM79 214H80V217H78L79 216ZM121 214V215H120ZM130 214V215H129ZM132 214V215H131ZM143 214V213H142ZM145 214V213H144ZM163 214V213H162ZM166 214V213H165ZM176 214V213H175ZM184 214H186V212H184ZM13 215H15L14 217H12ZM68 215V216H67ZM72 215H74V216H72ZM77 215V216H76ZM156 215H157V217H156ZM188 215H189V213H188ZM188 215L185 217L186 219H188V218H190L191 216H195V217H193V219H191L190 220V222L192 223L194 220H195V218H196V216L197 215H193V213H192V215L190 216L189 215V217H188ZM199 215V214H198ZM229 215V214H228ZM256 215V214H255ZM11 218H10V217ZM64 216H66L65 218H64ZM70 216V217H69ZM72 216V217H71ZM112 216H114V217H112ZM160 216H162V215H160ZM167 216H168V214H167ZM231 216H232V214H231ZM235 216V215H234ZM251 216H252V213H251ZM7 217V218H6ZM8 217H9V219H8ZM57 217V218H58ZM127 217V218H128ZM165 217H166V215H165ZM179 217V216H178ZM183 217V216H182ZM188 217V218H187ZM199 217V216H198ZM215 217V216H214ZM16 218H17V216H16ZM67 218V219H66ZM118 218H119V220H118ZM135 218H137V219H135ZM161 218V217H160ZM225 218V217H224ZM241 218H242V216H241ZM249 218V217H248ZM256 218V217H255ZM255 218L253 219V220H255ZM12 219V220H11ZM23 220L24 222H22L23 224H27V226H24V227H18L17 226V224H15L16 223V221L18 222V225H22V224H20V220ZM61 219V218H60ZM73 219V218H72ZM108 219H110V220H108ZM113 219H115V220H113ZM121 219V220H120ZM165 219V218H164ZM169 220H173V219H170V218H168ZM217 219V218H216ZM218 219H219V217H218ZM217 219V220H218ZM238 219V218H237ZM252 219V218H251ZM70 221H71V219H69ZM68 220V221H69ZM81 220V221H80ZM108 220V221H107ZM111 220H113L112 222H111ZM124 222H123V221ZM128 220H129V222H128ZM140 220H142L141 222H140ZM167 220V219H166ZM177 220H179V219H177ZM184 220V219H183ZM193 220V221H192ZM201 220V219H200ZM199 220V221H200ZM208 220V221H209ZM252 220V221H253ZM14 223H13V222ZM25 221H26V223H25ZM53 221H56L55 223H53ZM69 221V222H70ZM74 221V220H73ZM79 221V222H78ZM107 221V222H106ZM109 221H110V224H109ZM163 221V220H162ZM185 221V220H184ZM183 221V222H184ZM197 221V219L195 220V222ZM198 221V222H199ZM219 221V220H218ZM218 221H215V223H213L212 222V220L211 221H209V222H207V221H203L204 223L206 222V224L208 225L207 227L210 229V226L212 225L213 226V228H214V225H216L217 226V222ZM228 221V220H227ZM232 221V220H231ZM234 221V220H233ZM121 222V223H120ZM131 222V223H130ZM153 222H154V224H153ZM166 222H168V221H163V223L165 224ZM172 221H169L168 223H169V225H170V223H171ZM182 222V223H183ZM197 222V223H198ZM210 222H212V223H210ZM223 222H224V220H223ZM226 222V221H225ZM239 222V221H238ZM48 223H50V222H48ZM56 223H57V227L55 226L56 225ZM67 223V222H66ZM79 223H80V225L81 226H79ZM82 223L84 224V225H82ZM107 223V224H106ZM111 223H112V225H111ZM128 223V224H127ZM134 225H133V224ZM142 224L143 223V225H139V224ZM147 223V224H146ZM156 223V224H155ZM201 223H202V221H201ZM217 223V224H216ZM228 223V222H227ZM255 223V222H254ZM15 224V226H13V225ZM55 224V225H54ZM74 224V223H73ZM109 224V225H108ZM130 224V225H129ZM132 224V225H131ZM146 224V225H145ZM174 224V223H173ZM177 224V223H176ZM185 224V223H184ZM211 224V225H210ZM229 224H230V222H229ZM232 224V223H231ZM253 224V223H252ZM70 225V226H69ZM108 225V226H107ZM123 225V226H122ZM166 225V226H165ZM164 225V227H167V223ZM185 225H189V224H185ZM195 225V224H194ZM225 225H227L226 223L225 224H222L221 222H220V224L218 225V226H220V227H224ZM242 225V224H241ZM48 226V225H47ZM55 226V227H54ZM71 226H73V228L71 227ZM105 226V227H104ZM106 226L108 227V229L110 230L111 229V231H109L107 228H106ZM125 226V227H124ZM142 226L145 228V230H144V228H142ZM160 226H162V225H160ZM178 226V225H177ZM180 226H182V225H180ZM216 226H215V229H218V226H217V228H216ZM230 226V225H229ZM244 226H246V224L244 225ZM26 227V228H25ZM42 227V228H41ZM54 227V228H53ZM60 227H63V229L61 228L60 229ZM71 227V228H70ZM75 227V228H74ZM77 227V228H76ZM79 227V228H78ZM86 227V228H85ZM88 227V228H87ZM91 227V229H89ZM112 227V228H111ZM119 229V230H117V228ZM121 229H120V228ZM141 227V228H140ZM153 227V228H152ZM159 227V226H158ZM163 227V226H162ZM162 227H160V229H162L163 230V228ZM169 227V226H168ZM170 227H172V226H170ZM248 227V226H247ZM246 227V228H247ZM251 227H252V225H251ZM254 227V226H253ZM11 228H15V230H18V231H16L15 232V234H11V232H12V230H14V229H12L11 230V232H10V237H9V232H7L8 230H10ZM17 228V229H16ZM43 228H45V229H47V230H43V231H41ZM59 229V231H60V233H58L57 232V229ZM82 229V231H80L81 229ZM115 228V229H114ZM156 228V227H155ZM178 228V227H177ZM180 228V227H179ZM188 228V227H187ZM186 228V226H184V228H182L181 230L183 231V229H184V231H185V229H187ZM196 228V227H195ZM195 228H193V229H195ZM212 228V227H211ZM50 229V230H49ZM69 229V230H68ZM71 229V230H70ZM80 229V230H79ZM84 229H88L87 231H89L90 233H92V234H90V235H88V232L86 233V232H83V230ZM100 229H103V230H100ZM125 229V230H126ZM138 229V230H137ZM141 229V230H140ZM166 229L167 228H164V230L166 231ZM176 229V228H175ZM193 229H191V230H193ZM197 229V228H196ZM204 229H206V228H204ZM208 229V230H209ZM215 229H210V230H215ZM226 229V228H225ZM231 229V228H230ZM50 232H49V231ZM53 230H55V231H53ZM61 230H63V231H61ZM68 230V231H67ZM75 230V232H73ZM79 230V231H78ZM85 230V231H86ZM98 230H100V231H98ZM133 230V229H132ZM154 230V229H153ZM156 230H158V229H156ZM168 230H169V228H168ZM190 230V229H189ZM188 230V231H189ZM200 230V229H199ZM221 231H223L224 229L222 228V229H220ZM226 230H229L228 229V227H227V229ZM6 231V233H7V235L4 233ZM48 233H46V232ZM51 231L53 232V233H51ZM69 231H71V233L69 232ZM92 231V232H91ZM94 231H95V234L97 233V234H99V233H101V234H99L101 237H102V240L104 241V243L102 244V242L103 241H101V245H99V246H97L98 245V243H97V245L96 244H94V246L96 245V247H94V248H92L93 250H91L90 249V251H88L89 249L88 248H90L89 247V245H91L90 244V242H91V240H89L88 238H86V237H88V236H94ZM103 231L106 233H103ZM106 231H108V232H106ZM121 231L123 232V234H125L124 236V238L122 237L123 235H122V233H121ZM129 231V230H128ZM137 231V232H136ZM160 231V230H159ZM179 231V230H178ZM182 231H180V232H182ZM205 231V230H204ZM216 231H218V230H215V232ZM229 231H231V230H229ZM248 231V230H247ZM252 231H253V228H252ZM42 233V235L43 234H45L46 233V235H41L42 236V238H41V236H40V234ZM63 232H65L64 233V235H63V238H62V235H61V233L63 234ZM66 232H67V234H66ZM78 232V233H77ZM82 234H81V233ZM140 232V233H139ZM157 232V231H156ZM171 232V231H170ZM170 232H168V233H170ZM174 232V231H173ZM172 232V233H173ZM186 232V231H185ZM208 232V231H207ZM212 232H214V231H212ZM220 232V231H219ZM264 232V231H263ZM18 233V234H17ZM70 233V236H68V234ZM75 233V234H74ZM77 233V234H76ZM84 233H85V235H84ZM133 233V234H134ZM167 233V234H168ZM175 233V232H174ZM176 233H177V231H176ZM175 233V234H176ZM200 233H201V231H200ZM248 233V232H247ZM253 233V232H252ZM50 234H52V235H50ZM56 234V235H55ZM57 234H59L60 236H61V238L59 237V235H57ZM67 236H66V235ZM97 234L95 235V237L97 236ZM106 235V237H107V239H106V237L103 239V237H104V235ZM108 234V235H107ZM132 234V235H133ZM162 234V233H161ZM178 234V233H177ZM176 234V235H177ZM180 234V233H179ZM202 234V233H201ZM209 234L211 235V231L209 232ZM208 234V235H209ZM221 234V233H220ZM227 235H225V236H228V233H226ZM234 234V233H233ZM233 234H232V237H233ZM18 235V237H16ZM20 235V236H19ZM75 235H77L78 237H75ZM79 235H81V237H79ZM84 235V236H83ZM88 235V236H87ZM98 235V236H99ZM112 235V236H111ZM113 235H114V238H113ZM145 235V234H144ZM150 235H152L151 233H150ZM153 235H155L154 234V231H153ZM189 235V234H188ZM188 235L186 234V236L188 237ZM221 235H223V234H221ZM223 235V236H224ZM46 236V237H45ZM50 236H52V237H50ZM83 236V237H82ZM97 236V237H98ZM116 236H117V238H116ZM131 235H129V237H130ZM157 236V235H156ZM179 236V235H178ZM177 236V237H178ZM200 236V235H199ZM212 236V235H211ZM225 236L223 237V238H225ZM7 237H9V238H7ZM48 237V238H47ZM58 238V240H60V241H62V242H60V241H58L57 240V238ZM66 237H69L68 239H66ZM84 237H85V239H86V241H88V243L87 242H85V239H84ZM108 237H111V238H109L108 239ZM134 237V236H133ZM151 237V236H150ZM160 237V236H159ZM183 237V236H182ZM201 237V236H200ZM207 237V236H206ZM209 237V236H208ZM214 237V236H213ZM230 237V236H229ZM16 238V239H15ZM18 238V239H17ZM42 240L43 238V241L45 242V244H44V242L42 241L41 242V240ZM46 238V239H45ZM53 238V239H54ZM76 238V239H75ZM78 238V239H77ZM80 238V239H79ZM94 238V237H93ZM119 241H117L116 239ZM141 238H143V237H141ZM211 238V237H210ZM237 238V237H236ZM10 239V240H9ZM13 239H15L16 240V243H15V241L13 240ZM48 239V242L46 241ZM84 239V240H83ZM88 239V240H87ZM140 239V238H139ZM138 239V240H139ZM147 239V238H146ZM145 239V237H144V240H146ZM151 239V238H150ZM160 239H161V243H162V238L160 237ZM160 239H158V240H160ZM192 239V238H191ZM204 239V238H203ZM209 238H206V240H208ZM225 239H227V237L225 238ZM229 239V238H228ZM18 240V241H17ZM59 242H57V241ZM67 240H70L69 241V243H70V246L68 245L69 243H64L65 241H67ZM112 240V241H111ZM113 240H115V241H113ZM143 240V241H144ZM153 240V239H152ZM152 240H150V241H152ZM169 239H167V241H168ZM202 240V239H201ZM205 240V239H204ZM230 240H231V238H230ZM11 242V244H5V243H7V242ZM13 241V242H12ZM52 241H54V240H52ZM107 241H110V242H107ZM128 241V242H127ZM133 243V245H134V247H133V245H131L132 243ZM137 241V240H136ZM140 241V240H139ZM156 241V244H158L157 242V240H155ZM155 241H154V245L156 246V244H155ZM184 241V240H183ZM188 241V240H187ZM191 242H192V240H190ZM190 241H188V242H190ZM195 241V240H194ZM193 241V242H194ZM212 241V240H211ZM46 242H47V245H46ZM87 244H85V243ZM147 242H148V240H147ZM178 242H179V240H178ZM190 242V243H191ZM198 242V243H197ZM197 242L195 243V246L193 247V248H199V246L201 247V248H199L202 252L204 251V246L202 245V243H201V245L199 244V241H198V235H197ZM202 242V241H201ZM204 242V241H203ZM208 242V241H207ZM215 242V241H214ZM100 243V242H99ZM128 243H131V244H128ZM220 243V242H219ZM43 244L44 245H46V246H43ZM51 244V243H50ZM62 244H64L65 246H63ZM67 244V245H66ZM108 244H111V245H108ZM122 244L124 245V246H122ZM143 244V243H142ZM196 244H198V247H196ZM204 244H206L205 242H204ZM214 243H212V245H207V246H212V248L210 247L209 249L211 250V249H213L214 247V245H213ZM247 244V243H246ZM105 245V246H104ZM113 245V247L112 248H110L111 246ZM116 245V244H115ZM145 245H146V242H145ZM159 245V244H158ZM165 245V244H164ZM175 245V244H174ZM182 245V244H181ZM191 245L193 246V244L191 243ZM223 245V244H222ZM249 245V244H248ZM53 246V245H52ZM55 246H53L54 247V249H55ZM58 246H60V247H58ZM85 246H86V248H85ZM101 246H102V249H101ZM108 246V247H107ZM110 246V247H109ZM142 246V245H141ZM152 247H154L153 246V244L151 245ZM161 246L162 245H159V247L158 246H156V248H157V250L159 251V250H161ZM206 246V247H207ZM225 246H226V244H225ZM225 246L223 247V248H225ZM227 246H229V245H227ZM244 247H246L245 245H243ZM49 247H51V245L49 246ZM62 247H61V249H62ZM105 247V248H104ZM119 247V246H118ZM123 247H125V248H123ZM126 247H127V249H126ZM133 247V248H132ZM143 247V246H142ZM147 247V246H146ZM145 247V248H146ZM164 247V246H163ZM168 247H170L169 246V244H168ZM168 247H167V249H168ZM182 247V246H181ZM215 247H216V245H215ZM230 247H231V245H230ZM251 247V246H250ZM46 248V249H45ZM52 248V247H51ZM98 248H100V249H98ZM103 248L105 249V251H108V252H104V250H103ZM107 248V249H106ZM108 248H110V249H108ZM129 248V249H128ZM139 248V247H138ZM156 248L153 250V252H152V249H151V252H149L148 251V253L150 254H148V261L151 259V261H154L155 259V257H156V259H157V256L159 257V259L162 261H164V262H161L160 260H158V262L160 263L161 262V264L163 263H165V264H167L168 262L167 261H169V263L171 262L170 260H168V258H166V257H169V256H167V255H165V254H163V256L165 255L166 257H160V253L159 252H161V251H157L156 250ZM165 248H166V246L164 247V250H165ZM171 248V247H170ZM176 248V247H175ZM218 248V247H217ZM222 248V247H221ZM229 247H227V249H228ZM43 249V250H42ZM52 250V253H51V255L53 254V253H56V252H60V250H58V251H56L55 252V250ZM97 249L99 250V251H97ZM117 249V248H116ZM122 249H120V250H122ZM141 249V248H140ZM150 249V248H149ZM181 249V248H180ZM196 249H195V251H196ZM199 249H197V251L199 250ZM203 249V250H202ZM209 249H207V250H209ZM220 249V248H219ZM226 249V251H224L225 249H223V251L224 252H226L227 254H228V256L226 255V254H224V255H226L225 257L223 256V258H224V260H219V261H217L218 260V258H216L215 257V255L213 254V252L212 253H210V254H212V256L211 255H209L211 258H213V257H215V259H217V260H213V261H217V264H218V262H221V264H250V262L248 263V261H249V259H248V261H246L247 260V258L245 259L244 258V256H242L241 255V253L240 252H238L239 253V255L237 256V255H235V254H233L235 251L234 250H232L231 251V249H232V247L231 248H229L230 250H227ZM250 249V248H249ZM80 250H83V251H81V253L82 252H84V254L86 255L87 254V252H88V254H89V258L87 257V261H85V259H86V256L84 255V254H82V255H80L79 254V251ZM130 250V252H129V254H127L128 253V251ZM132 250V251H131ZM147 250H148V248H147ZM162 250V253L163 252H166L167 250ZM170 250H172V249H170ZM177 250H178V248H177ZM191 250H193L192 249V247H191ZM222 250V249H221ZM243 250H244V248H243ZM39 251V252H38ZM45 251V252H46ZM91 251H93L92 253H90ZM97 251V252H96ZM100 251H103V254L100 252ZM140 251H142V250H140ZM194 251V252H195ZM201 251H200V253H201ZM214 251V250H213ZM215 251H217V250H215ZM214 251V253H216ZM229 251V252H228ZM231 251V252H230ZM35 252H37L38 253V255H37V253H35ZM113 252H116V251H114L113 250ZM146 252V251H145ZM154 252L156 253V255H155V257H153L154 255ZM158 252V253H157ZM168 252V251H167ZM181 253H182V251H180ZM208 252H210V251H208ZM219 251H217V253H218ZM221 252V251H220ZM223 252V253H224ZM33 253H35L34 254V260H33V258H32V254ZM47 253V252H46ZM108 253V254H107ZM171 253V252H170ZM199 253V252H198ZM216 253V254H217ZM244 253V252H243ZM246 253V252H245ZM250 253V252H249ZM39 254H40V256H39ZM48 254L50 255V253L48 252ZM48 254H46L48 257H49V255ZM90 254H91V256H90ZM100 256H99V255ZM106 254V255H105ZM168 254V253H167ZM172 254V253H171ZM174 254V253H173ZM180 254V253H179ZM191 254H193V252L191 253ZM195 254H196V252H195ZM194 254V255H195ZM208 254V253H207ZM264 254V253H263ZM46 255H44L43 254V256H46ZM50 255V256H51ZM58 255V253H56V255H52V256H57ZM58 255V256H59ZM83 255L85 256V257H83ZM92 255H95L94 256V258L95 259H93V257H92ZM97 255H98V257H97ZM102 255V256H101ZM128 255V256H127ZM141 255V254H140ZM146 255V254H145ZM152 255V256H151ZM177 255H178V253H177ZM204 256V254H201V256ZM246 255V254H245ZM52 256L51 257H49L48 258V260L51 258L52 259ZM78 256V258L80 257V256H82L83 257V259H84V263H83V259H82V257L81 258H76ZM173 256V255H172ZM199 256V255H198ZM200 256V257H201ZM218 256H219V254H218ZM221 256V255H220ZM37 257V258H36ZM39 257V258H38ZM71 257V258H70ZM73 257H74V259H73ZM92 257V258H91ZM97 257V258H96ZM99 257H102V260H100L101 258H99ZM110 257V256H109ZM122 257V256H121ZM125 257V256H124ZM185 257V256H184ZM228 257V258H227ZM30 258H32L31 260H30ZM35 258H36V260H35ZM56 258V257H55ZM58 258V257H57ZM61 258V257H60ZM67 259V261H66V259ZM98 258H99V260H98ZM108 258V257H107ZM138 258V259H137ZM163 258V259H162ZM180 258V257H179ZM181 258H182V256H181ZM178 259V257H177V261L174 263V264H177L178 262H181V260H183V259ZM199 257H197V259H198ZM202 258V257H201ZM211 258L209 259L210 260V262H213L212 260H211ZM220 258H222V257H220ZM227 258V259H226ZM251 258V261H252V257H250ZM40 259V260H39ZM45 259H47V258H45ZM78 259V260H77ZM146 259V260H147ZM185 259H188V258H185ZM196 259V260H197ZM54 260V259H53ZM52 260V261H53ZM56 260H58V259H56ZM68 260H70V261H68ZM73 262H72V261ZM167 260V261H166ZM171 260H173V259H171ZM180 260V261H179ZM204 260V259H203ZM226 260V262H224ZM45 261V262H44ZM59 261V260H58ZM68 262V263H65V262ZM79 261V262H78ZM80 261H81V263H80ZM95 261H97V262H95ZM109 261V260H108ZM144 261V260H143ZM150 261V263L152 264V262ZM195 261V260H194ZM224 263H223V262ZM71 262V263H70ZM92 262V263H91ZM105 262V261H104ZM173 262H174V260H173ZM184 262H187V260L185 261H183L182 263H184ZM191 262V261H190ZM60 263V264H61ZM154 263V262H153ZM172 263V262H171ZM170 263V264H171ZM200 263H201V261H200ZM203 264H209V263H205V262H202ZM51 264H53V263H51ZM57 264V263H56ZM75 264V263H74ZM140 264H142V263H140ZM144 264V263H143ZM156 264V263H155ZM180 264V263H179ZM195 264V263H194Z\"/></svg>", "mask_w": 264, "mask_h": 264}]
</instances>
